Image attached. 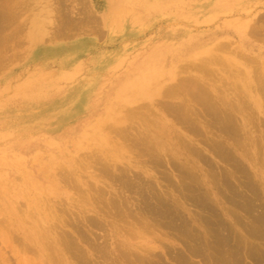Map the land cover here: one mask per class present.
<instances>
[{
    "label": "rangeland",
    "instance_id": "374dc122",
    "mask_svg": "<svg viewBox=\"0 0 264 264\" xmlns=\"http://www.w3.org/2000/svg\"><path fill=\"white\" fill-rule=\"evenodd\" d=\"M73 1L75 0H71V1L70 0L68 1L67 0H63V1L62 0H0V5H1L0 12H2L0 14V20H1V26H0L1 27L0 28V41H1L0 42V264H26V261L27 264H40L39 262H41V264H50V263L54 264L52 263V261L54 260L52 259L53 255L55 256L53 258L58 260L59 264H62L64 261L67 262L66 264L68 263L77 264L78 263L77 259L80 260L79 257H83L84 260L85 259L87 260V258L92 260L94 259L95 262L92 260H91L92 262L89 260L86 261L88 263L91 262L90 264H96V263L109 264L111 260L113 262V263L111 262V264H116L117 262H119L120 264H129L130 262L132 264H137L138 257L144 255V251L141 250L142 247H158L159 249L154 252H160L156 254L157 255L159 254L158 258L161 257L160 255H163L161 257L163 261H161V259H158L157 256L155 257V255L152 258L144 255L143 258L140 259H144V257L146 260L147 259L152 260L156 258L157 261L159 260L160 264H176L174 261L171 260L172 258H170V255L167 256L168 253L170 254L169 250L171 251L174 250L172 252L174 255L171 253V255L174 256V259L177 253H179V255L177 256H182L185 253V255L183 256L184 258L187 259V257H190V259H192L194 262H199V264H203L204 262L206 264L205 261L208 262L209 259L211 258L213 259V253H215L212 247L210 249L211 245L216 244L213 243L216 242L213 240H215L216 238H217L216 240H218L219 239L218 237L221 236L225 237L228 231H232L234 233V234L233 233L230 234L229 232L227 235L230 237V244L232 245V249L233 247L236 246L233 250H236L237 246L239 248H242V246L243 247L244 245L246 246V243L249 244V242H247L249 238H251L253 234L260 232L261 229L260 226L258 225L259 224L258 222H252L254 227L251 226L252 225L250 223V221H252L251 217H248V214L244 212L242 206L238 205V202L241 200L236 198L234 199L233 194L234 193L239 194L241 191H243L240 194L243 197L250 199L251 194L246 190L247 188L246 185L248 184V182H250L247 181L249 179L250 173L252 176V177L250 176V179H252L253 182L256 181L259 184V181L254 176V171L250 164L251 162H247L238 153H235L232 147L229 146V143H231V141L229 143L227 141L230 138L229 136L230 134L228 133L224 134L225 131L224 129L226 128H224L223 126L224 124L222 125L219 124L220 122L224 123L223 122L224 120H221L222 118L221 116H219V118L221 119L219 122L218 121L219 118L217 117V122H219L217 123L216 121L213 122L214 120H216V117H214L215 119L212 121L213 119L212 117L214 115L210 114V116H212L210 117L208 114L207 117L206 110L209 109L207 107L208 105H206L204 102L202 104L203 106L200 105L202 101L199 102V99H197L196 96L192 97L193 94H191L192 95L191 97L196 98L195 99L196 101L192 100V98H190L189 93L187 94V92H190V90L183 91V88H179L176 91V93L178 94L177 96L175 97L173 96L174 98L170 96V97H166V99L161 100L157 97L151 98V94L142 93V92L144 93L150 92L151 88H147V89L145 88L142 91L137 87L131 86V83L139 85L138 81L136 82V80L139 78L140 73L151 67L152 63H155L160 67L161 69L160 74L163 75V78L161 79H166V80L168 79L169 81L173 73H179L177 80L180 79L184 80L186 79V77L191 79H197L199 81L201 80L200 83L201 84L203 83L202 85H204L203 87L204 89L205 86L207 85L206 83H208L210 87L207 85L208 89L207 88L206 89L210 91L209 95L211 94L212 97L213 96L221 97L222 98L221 100L223 101L226 99L224 101L225 107L222 108V111L225 113V110L227 109L226 113H228L229 116H232L235 123H237L236 126L239 129H242V127L247 125L245 131L248 133V135H250L251 137L252 135H254L253 136L254 140H256L255 137L257 138L260 144L259 149L258 146H256L258 162L260 165L261 163L263 164L264 158L262 157L263 162H261L260 156H262L264 153L263 150L264 149L263 147L264 146V141H263L264 140V105H263V113H260L257 106H255L254 102L249 97L250 94L248 93V91H250L249 82L255 81L254 82L255 84L258 83L260 75H261V79L264 78V29L262 28L264 27V0H158V1L148 0L149 2L147 0H83V3H81L82 0H76V2ZM5 8H7V10ZM70 8L72 9L71 11L69 10ZM65 9L69 10V12ZM70 13L72 14L69 15ZM4 18L7 19H5L4 21ZM5 22L7 24V27H4ZM66 22L69 25H67ZM58 23L61 26H59ZM258 23L262 24L263 26L262 27L259 26ZM55 27L57 28L56 31H55L56 29ZM2 41L5 42L2 43ZM229 48L230 51L228 50ZM239 52L241 54L246 55V57L245 58L242 57V55L239 54ZM229 57L231 59H228ZM246 58H248L249 61L251 60L252 62L251 65H250L251 62L249 63L248 60H245ZM253 58L255 61L253 60ZM252 60L255 62L254 65L257 64L259 66L256 67L258 72L260 71V68L263 66V68H261V72L263 71L262 73L261 72L257 73V70L253 69L257 65L253 67ZM234 61H236L235 64H237V67L236 65H234L235 67L233 66ZM203 64H204V68H201V66L203 67ZM238 64H239V68H238ZM212 66H215L216 69H211L213 68ZM240 66L243 68H241ZM208 67L210 70L208 69ZM231 67L233 69L235 68L234 70L235 73L232 71L233 69ZM204 69L212 73L209 74ZM215 70L217 71V73ZM253 70L254 71L256 70L255 73L253 72ZM218 72L221 76H218L219 75ZM241 72H243L242 73L243 76H239L242 75L239 74ZM227 73L230 74L233 80L230 79L231 77H228L229 75ZM256 74L258 75L256 76ZM234 75L236 76L235 78L240 77L241 81L243 80L244 85L240 83L241 81L238 82V80L240 79H237V83L242 84L244 89H242L241 85L240 86L237 85L236 81L234 80L235 79ZM248 75L251 77L249 81H248ZM221 77L226 78V80L224 78L221 79ZM255 77L258 78V79L256 78L258 82H256ZM216 78L219 80H216ZM204 79H206L207 82ZM209 79L212 82H210ZM223 79L225 81L224 83H223ZM177 80H175L176 82L169 81V84L172 85L182 82L181 80L179 82ZM214 80L217 81L218 84ZM225 83L227 87L223 85ZM228 84L235 92L229 89ZM259 84L260 83L256 85ZM217 86L220 88H218ZM237 86L241 88L237 89ZM211 87H213L214 89L216 88L215 89L216 93L212 92ZM207 90L205 91L206 94L208 93ZM218 90L219 91L222 90L224 92V95L221 94L222 93L221 91L219 93ZM259 92L262 96V103L264 104V100H263L264 92L263 91L261 92L260 89ZM229 93H231L233 97H237L238 99L241 97L240 105L243 107L242 111L239 110L240 105L238 106L237 104L233 105V107H235L234 110L238 109L237 112L236 110L234 111L235 113L234 112L232 113L230 109L226 108L227 103L229 102L235 103V101H233L234 98L231 99L232 96L230 97ZM209 95L207 94V96ZM156 100L161 101V103L157 104L155 102ZM170 102L173 104V107H170V109H173L176 103H180V107H181L180 109L183 108V111L175 110L177 108L175 107L174 109L176 111L175 113L173 114L171 113L174 112V110L173 111L171 110V112H169L167 107L168 105H171ZM196 102H199L200 104ZM244 102L245 104L243 105ZM162 103L163 106L164 104L165 105L168 104L166 105L167 107L164 106L165 107L164 108L161 105ZM232 103L231 105L230 103L228 105L232 106ZM177 105L179 106V104ZM161 106L165 109V111ZM186 109H189L188 113L191 111L189 113L190 114L189 116L191 117L190 121L193 122L195 119L196 121L194 122L195 124L198 125V126L196 125V128L198 127L197 129H199V131H201L202 133H198L197 131H195L197 133L193 135L192 131L197 129L195 128V126H193L195 125L193 123L191 124L193 126L191 128L192 130H190L191 127L189 123L190 117L189 119L187 118L188 114ZM197 109L199 112L196 111ZM180 112L181 113L184 112L183 116L187 114L185 117L189 122L185 120L186 119L185 117H183L182 115L180 116L181 114ZM192 112H194V114ZM207 112H211V111L209 110ZM177 113L178 115H176ZM174 116H176L177 118ZM179 116L182 117L183 120L180 118L181 121H179L178 120ZM173 118H175V120ZM182 121H186L188 125L185 126L186 122L185 123L183 122L184 125L182 123L181 124L179 123L180 125L177 123ZM117 122L119 125H117ZM157 123L158 126L168 123V127L171 126L175 129L174 132L176 131L181 136H183V138L185 137L184 139L180 140L178 144L173 148L174 152H177L178 154L175 153L173 154V156L171 154H168L167 156H165L162 151H159L157 149V144L154 143V141H152V138L147 135V132L144 131L145 129H147V127L150 126L153 127V125H157ZM210 123L214 125L217 123V125L213 126L217 128L215 129L212 126L210 127L211 125ZM222 126L223 129L217 130L220 127L222 128ZM250 126L254 128L252 127L250 128ZM113 127L124 129L123 132L124 134L122 133L119 134L120 137L123 136V139L125 138L124 140H121L122 138L116 136L118 135L117 134L118 132L117 133L114 132ZM134 127L137 129V132L135 131L136 129ZM183 127L186 128L184 129ZM127 130L128 131L130 130L129 133ZM125 131L127 133H125ZM256 131L257 133H255ZM242 132H241V137H242L241 141H243V134H245L244 131ZM130 134L135 135L136 137ZM198 134H200V136ZM125 135L129 136V137L127 136L129 140L131 139L130 140L131 144L129 140H126L127 137ZM138 135L142 139L139 138ZM238 136L240 137V134ZM132 138L138 139L137 141L140 142V144L139 143L137 144V141L135 142H136V146L139 145V147L141 145H144L142 144L144 141H147L145 145L146 147L145 146H143V148L140 147L141 151L138 146L133 147L137 150L139 149L140 152L133 149L131 147V145L133 146L134 144V143L132 144V142H134V140L132 141ZM208 138L214 139V142L215 141L223 142L225 146L230 148L234 153V156L238 157L237 160L240 158V162L241 163L243 162L242 166L244 167V169L246 168L245 165L248 167L246 168L247 171L246 170L245 171L249 174V176L247 175L248 177H246V173L244 172L245 174L244 175L242 171L240 172V170L236 171L237 170L236 168L234 169V171L233 168L230 169V167L231 166L233 167L234 165L232 161L230 162L227 160L228 163H225L226 160L222 161L221 157H220L221 159L218 158L219 156L216 157L215 155L217 154L215 153L214 155V152H212L211 150L212 149L211 145L214 142L212 139L211 141L210 139L208 140ZM141 140H143V142H141ZM209 141L213 143L211 144ZM116 142L118 145L116 144ZM184 142L194 147V149H196L197 152L193 148L192 150L194 151L191 152L186 151V149L184 148ZM257 142L256 145H258ZM147 143L150 148H154L155 150L149 149ZM246 144L249 145V143ZM125 145L130 147V149L132 148V150L134 151H131ZM261 147L263 149H261ZM118 148L121 149V152ZM144 148L145 149L147 148L146 152L147 151L152 152V156L151 154H149L150 152L149 153L147 152L146 154L148 156L145 157V155H143L145 153V151L143 150ZM110 151H112L113 153ZM142 151L144 152L143 154L141 153ZM119 152L123 153L124 156H122V154H120ZM188 152L190 154H188ZM195 152L196 154L197 153L199 154V155L197 154V157H195L196 156V154H194ZM96 153L98 156L102 154L100 155V158L97 155L96 156L98 158L93 157L92 154L95 155ZM139 153L141 154V156L139 155L140 158L138 156ZM111 154L115 155L114 156L115 159L118 158V156H121L123 158V161H121L119 157L118 158L119 160L116 159L118 160L116 162L117 164H120L118 165L119 167L125 168L124 170L129 169L128 174L130 175V178H132V180L130 178L129 179L132 182L130 184V181H126V183L129 182L127 185L128 187L130 186L131 188L133 187L132 186L133 184L135 187V188L133 187L134 188L133 190L137 194H134L135 192L133 190H130L131 188L126 187L127 186L126 183L124 182L122 183V180L121 183H119L120 181L117 180L119 176L123 177L124 175L123 173L126 174V171L114 170V168L112 167L114 163L111 162V159H113ZM89 155L90 156L92 155L91 157L93 161L94 159L96 160V158L99 159L97 160L99 162L101 161L100 159H103V165L102 162L101 165L104 166L105 163V165H107L105 169L110 168V171H112L113 174H115L116 178L110 172V175L114 177L113 180H111L112 178L111 176H109L108 169H107L108 173L106 174L107 176L105 175L103 177L102 175H104L107 171H105L104 168L100 166L99 162L97 163L94 161L92 163L91 162L92 159L91 161L89 160V158H91L89 157ZM125 155L128 157H125ZM108 156H110L111 158ZM153 156L154 159L155 156L158 158L156 159L157 161L156 160L153 161L152 159ZM147 157L150 158L152 157L151 158L152 160L150 158L148 159ZM170 157H172L174 160ZM159 159H162V161L161 160L158 161ZM182 159L184 162L185 161L186 162L184 163ZM208 159H210L212 162H210V160ZM81 160H83V163L85 165L83 163L79 164V162H82ZM142 160L144 161L142 162ZM172 161L177 162V164L179 163V166L180 167L182 166L183 168L178 167L180 170L177 169L178 170L177 171L175 168H177L178 165L174 167L175 162ZM123 162H125L126 165L123 164ZM207 162H209V164ZM155 163L156 164L158 163V165H155ZM213 164L216 166L217 169L213 168L214 167ZM183 165L186 166V170L184 169L185 167ZM207 165H209L210 168ZM80 166L86 168L83 170L82 167ZM91 166L93 167L91 168ZM95 166H98V169L102 168L103 170L102 169L100 170L104 172V174L100 175L99 170ZM88 168L91 169L88 170ZM220 168L223 171H220ZM182 169L185 171V175L182 172L183 171ZM188 169H190L189 171L191 172L190 175H192V171L194 170L193 175L197 176L200 185L194 184L195 186H191L193 185V181H191L193 180V178L192 177L190 178L188 174ZM209 169H213L215 171L217 170L216 173L215 171H212L215 173V175L213 173L215 179L217 177L216 175H219V177H217V181H215L213 178V182H211L212 174L208 175V173H210L211 171ZM132 170L136 174H138L139 172L138 176L142 175L143 178L142 177L141 178L142 180L143 179L144 180L142 181L140 176L138 177L136 174L132 172ZM122 171L124 172L120 173ZM179 171L182 172L184 176L180 174L181 176L180 177ZM224 171H225V176L227 174L226 177L225 176L223 177L224 174L222 173H224ZM235 171L240 173L241 177L238 173L236 174ZM248 171H250V173ZM63 173L66 176L64 177V175H62L60 177V175ZM126 175H124L125 176V178L123 177L124 179L122 177H120V179L122 178L123 181L127 180L128 178H126ZM74 176L76 177L77 180L76 183L74 182L75 180ZM134 176H137L135 178L137 179L140 178V179L137 180L134 178ZM68 177L71 178V180L74 183H72ZM184 177L188 179L184 180L183 179ZM195 177L194 179H196ZM245 177L247 178V180H245L246 179ZM168 178L170 179V181ZM64 179H68V181ZM134 179L136 180L135 182H139V185L136 183L137 186H135L136 184H134L133 182ZM227 179L230 180L228 182L232 184L233 189H235L233 184L236 185L235 187H238L236 188V191L239 190L238 192L234 190L231 191L232 189L231 185L230 186L224 185L222 187L220 180H227ZM236 179H238L240 183ZM139 180H141L143 183L145 182L144 185H142L143 183ZM65 181L68 183H66ZM147 181H149L150 185L148 184ZM183 181L192 182L190 184L187 183L186 185L188 186L190 185L191 191L192 193L194 191V194L190 193L191 191L189 192L188 186H187L188 189H186L185 187L186 185H183L186 182ZM195 181L194 183L197 184V179ZM214 181L215 182L220 181V182L218 184H215V187H213L214 186L213 184L215 183ZM244 181L245 182L247 181L246 184ZM69 183H71V185ZM80 184L82 187H80ZM91 184L96 187L91 186ZM122 184H125L124 185L125 187L124 186L123 187L126 189L122 188ZM146 184L147 187L150 186V190L152 186H154L153 187L154 189L152 188L153 191L152 190L150 191L149 188L145 187ZM217 185H220L221 187L219 186L220 188H218ZM73 186L74 187L77 186V187L74 188ZM240 186H242L243 188ZM90 187H92L91 189L93 190H91ZM97 187L99 188V190L102 191L97 190ZM142 187H144L145 189L143 190ZM184 187L186 190H184ZM194 187L196 189H194ZM137 188L139 189V192L141 191L140 188L144 192L146 191L145 192L147 194L146 198L144 195L145 193L144 194L139 193ZM192 188L194 190H192ZM226 188H228L229 190ZM95 189L100 193H98ZM218 189L225 190L226 194L222 193L223 190H219L220 191L219 194ZM126 190L127 191L130 190V193L127 192ZM165 190L167 192H165ZM197 190L198 192L200 191L201 194L197 193L196 192ZM257 190H258L257 193L259 194V198H261L262 196V201L257 200L258 203L256 201L257 204L256 206L257 211L255 212L256 215H258L259 212L260 213L264 212V204L262 205L263 207L261 206L259 207V204L261 205L262 202L264 201L263 187L261 186L257 188ZM204 191H206V193ZM102 192L104 193L102 194ZM106 192L108 193V195ZM208 192L212 193L211 197L213 199L215 198L216 203H218L216 204L217 208H215V206L213 207L215 208L218 214V218L219 219L221 218V220L225 219V222L224 221L221 222L224 224V227L226 226L225 230H227L228 227L227 232L226 231L221 232L219 231L218 228H216L218 227V223L211 222L210 230L212 231V229L214 228L213 231L217 229V231L219 232L217 233L216 231L212 233L209 230V232H211L209 235H214L215 233L219 234V236L215 234L216 238H214L215 235L214 237L209 236L208 235L209 232L208 233L206 232L208 231L207 226L209 225L208 219L213 220L212 216L208 214V210H206V208L202 207L201 209V207L199 206L196 207L197 205L196 203H194V199L196 200V197L198 196L196 194L202 196L203 193H205L206 195ZM216 192L217 195L214 194ZM97 194H99V196L102 195L101 197L104 196L103 197L104 201L103 198L102 199L98 198L99 196ZM152 194L155 196L153 197ZM223 194L233 197L232 198L227 197L224 196ZM142 195L144 196V198ZM158 195L163 196L166 201H164V199H161L163 197H159ZM80 196L82 198H80ZM130 196L135 197L134 198L135 200ZM139 196H141L142 198ZM148 196L152 199H149ZM95 197L97 200H99L100 203L102 200L103 204L102 203L100 204L99 202L97 203ZM128 197L131 199H128ZM136 197L139 198L137 199ZM155 197H158L156 198V200H158V202L161 201L162 204L160 202H159L160 204H158V202L154 199ZM224 197L226 198V200L228 198L234 199L237 203L234 200L232 201L235 202L236 207L235 205H233L234 202H232L231 199L229 200L230 202L229 201L226 202V200L223 199ZM113 198L115 199L112 201ZM124 198H126L127 200ZM148 199L152 201H148ZM167 200L168 203H170L169 205H167L168 203L167 204L165 203L167 202ZM108 201L111 206L108 204ZM115 201L117 204L114 203ZM146 201L148 202V204ZM104 202L107 203V205ZM122 202L127 203L126 204L127 206L124 203L123 206L124 205L125 206L123 208ZM137 202L140 203L141 205L140 204L139 205L143 208L148 207L145 208L147 210L145 211L144 209H142L137 204ZM149 202H153L154 204L151 203L150 205ZM143 203H145L147 206H145V204L142 205ZM163 203H165L166 205ZM104 204L106 206H104ZM172 204L173 205L175 204L174 207L171 206ZM229 204L232 205L230 206ZM95 205L97 206V209ZM112 205L116 207H113ZM131 205L133 208L131 207ZM156 205H161V206L156 207ZM162 205L165 206L163 207ZM49 206L51 208H49ZM108 206L109 209L111 210L107 209ZM128 206L133 211L131 209L128 210L129 209ZM169 206L172 208H170ZM152 207L154 208L151 209L150 211L151 213H150L149 208ZM166 207L168 208L167 210ZM120 208H121V213H119ZM125 208H127L126 209L127 212ZM158 208H160V210L162 209L161 211H163L165 208V210L163 211L164 213L160 212ZM238 208H240L242 212ZM20 209L23 210L21 211ZM170 209L174 211V214ZM225 209H228V211H226ZM124 210L126 214L124 213ZM177 210L182 212V214L180 212L178 213ZM232 210L233 213H235L236 210L235 215L231 212ZM60 211L62 212V214ZM104 211L106 213H104ZM141 211L143 213L142 216L139 215ZM133 212L135 215L132 214ZM153 212L154 214L157 213L155 214L156 216H158L157 218L156 216L153 217ZM168 213L171 214L167 215ZM236 214H240L238 215L240 217L236 216ZM163 215H165L169 219H165L166 217ZM87 216L88 218H85ZM89 216L98 220L97 221L99 223L97 225L98 227H96V225H93L95 222L94 220H92V218H89ZM159 216H163V218ZM234 216H236V218H241L244 221L242 220L241 223L239 222L241 221V219L240 220L238 219L237 221L236 218L234 219L232 218ZM76 217L77 219L80 218L79 220L81 222L80 221L79 222L81 224L78 222V220H76ZM121 218L123 221L121 220ZM90 219H91V225L89 222ZM134 219H136L137 221ZM171 219H175L176 221L174 220L171 221ZM182 219L184 221H188L187 222L188 230L186 231V235L188 236V234L190 233V235L188 236V238L190 237L189 238L190 240L186 238L185 233H183L184 230H182V228L180 227H177L178 226L177 223L178 224L182 223L179 221L177 222V220L181 221ZM235 219L240 224L239 223L237 224V222L234 221ZM65 220L67 221V223ZM157 220L160 222H158ZM1 221H3V223ZM70 221L74 224H72ZM168 221H170V223L173 222L171 224L172 229H170L169 226L170 223H168ZM226 221H228L227 222L228 226L226 224ZM162 222H164V224ZM165 222L168 224H165ZM174 222L176 224H174ZM243 222L245 225L248 224L247 227H244L245 225L244 226L242 225ZM100 223H102V225L103 224L105 225L104 228L105 229L107 228L106 231L101 228L102 226L100 225ZM108 223H111V225L114 223V225L111 226ZM139 223L142 225H140ZM185 223L183 222V225ZM42 224H44L45 226ZM71 224L72 226L76 225L78 228L80 227L82 229L84 228L83 233L87 236H83L84 234L82 233L78 234V231L82 232V229L80 228L81 231L80 229L77 230V227L76 228L72 227ZM173 224L175 226L177 225L176 228L177 229L180 228L181 230L180 229L176 230ZM213 224L214 225L217 224V225L213 226ZM10 225L12 226L10 227ZM58 225L60 227L59 229L57 228ZM99 225L101 226L100 227L101 230L99 229ZM22 226H25V228ZM85 226H87V228L90 231L86 229ZM93 226H95L97 230ZM229 226H233L232 230L231 228H229ZM256 226L257 228L258 227L259 228L257 229ZM43 227H46V229ZM204 227L207 228V230H205ZM247 228L249 231H251L252 228L253 229L255 228L258 230V232L252 229V234L249 232L250 233L249 234L250 237H249L247 235L248 234ZM174 229L176 231H174ZM52 230L54 232V236ZM85 230L86 231L88 230L89 232L87 233L89 234H86ZM103 230L106 233H103L104 232ZM236 231L241 235L246 231L245 232L246 238L244 235L245 233L242 235L245 238L244 240L246 242H244L243 240L240 241V243L242 244L244 243L243 245L241 244V246L239 245L240 243L238 242V239L241 240L242 238L238 236H237L238 239L235 238L237 234ZM253 231H255V233H253ZM127 232L129 234H127ZM198 232L201 235L197 236V239L198 238L201 239L197 240L196 236H193L192 233L195 235L197 233L198 235ZM220 232L222 235H220ZM180 233L182 234V236L180 235ZM32 234L34 237H32ZM106 234L109 236L107 237L106 240H104L106 238L104 237V235L106 236ZM191 236L195 238H192ZM70 238H72V240ZM61 239L64 240L62 241ZM82 239H84L86 243ZM99 239L101 240V243L103 245L104 242H102V240L105 242L109 240L107 244L106 243L105 244L110 248L106 246L107 248L105 249L104 247L105 245L103 246L99 242L100 241ZM193 239L194 242L195 241L197 242L191 243ZM202 239L204 241L199 242ZM207 239H209L210 244L208 243ZM255 239L256 238L253 239L254 243H252L253 245L255 244L254 247L256 248V246L257 247L260 246L259 249L257 248L258 249L257 254L260 256L263 253L264 255L263 252L264 240L263 241L261 240L263 242V245L262 242L259 243L260 244L259 245L257 242H255L257 239L256 240ZM88 240H90L91 242H89ZM210 240L211 242L212 241L213 242L211 243ZM236 241L239 244H237ZM26 242H28V244H26ZM49 242L51 243V245H49L50 244ZM96 242L100 243V245L99 243L98 245L101 246V248L99 249L100 250L102 249L103 250L102 252L100 250L91 249V247L92 248L95 247L98 249L99 246L96 244ZM123 242H129L130 244L133 245V247L127 249V247H129L127 246L125 247L126 248L125 249L123 247L124 245ZM202 242L207 243V245L205 244V246H207L209 250H207V247H203L204 245ZM258 242H260L259 239ZM32 243L34 245H32ZM63 243L64 244L67 243V244L64 246ZM188 243L191 244L192 249H193L192 246L193 243L194 244L197 243L196 245H200V243H202L203 246L202 245L200 246L202 251L200 250L199 246L198 248L197 246L196 247L194 246V248L198 249V251L200 250L201 252L199 253H201L202 257L203 258L205 257L207 260L202 259L201 256L194 258L193 252H197V251H195V249L193 250L191 249L192 250L191 252ZM234 243L237 245H235ZM252 244H249L250 245L249 247H252L253 246ZM25 245L27 246L29 245L30 247L33 246L32 248H35L36 252L38 251L37 254L39 256H37L36 258V252H35L34 253L35 257H32L34 255H32L31 253H33L34 251L32 250L33 252H30L31 251L30 248L27 246L24 247ZM61 245L64 247L61 248ZM73 245L75 246L77 245L76 248L74 246L75 250L73 249L75 253L73 252V250L71 251L69 250L70 248H73L72 247ZM118 245L120 246L121 251L123 250L122 253L127 252L126 254H128L129 256L128 255L124 256L121 253L120 249H118L119 247H117L116 250L115 246ZM51 246L53 248L52 250H50L51 248L49 249V247ZM138 247L140 248V250ZM167 247H171L173 250L171 248L167 249ZM175 247H177L178 251H176L177 249ZM25 248L26 249L28 248L30 253L27 252L28 249L25 251ZM64 248L67 250L65 251ZM186 248H189L192 254H190V252H188L189 250L188 249L186 250ZM21 249L22 251L20 252ZM78 249L80 250V253L78 252ZM76 250L78 253L76 252ZM164 250H166L167 252H165ZM179 250L181 252L184 251V253L180 254ZM205 250H207L208 252H206ZM243 250L245 249L242 248V251ZM60 251L61 253L63 252L64 254L59 253ZM95 251L96 252L100 251L99 253H101L102 255H104L105 253L107 255L105 254V258L102 257V255L100 257V254H98V252L95 255L96 253ZM203 251L206 252L207 255L208 254L211 255L212 252L211 257L209 258L210 255L207 256L205 253H203ZM131 252H135L134 257L138 255V253H140L141 256H138L137 260H135V258L133 257V253ZM243 252L241 254H243ZM51 253H53V255ZM73 253L75 254V256L73 255ZM60 254L62 257L63 255L66 256V258L64 257L65 260L61 259L62 257L60 256ZM69 255H71V257ZM96 256H98V258H96ZM126 256L127 259L125 258ZM23 257L24 259H26V261L23 259ZM31 257L33 259H31ZM72 257L74 258L77 257V259H73ZM109 257L112 259L107 260L105 262L106 258L110 259ZM246 257L247 256L241 259L243 260V262L247 261L249 264H251L252 262L250 261L251 258L248 257L246 258ZM128 258L130 259V261ZM34 259L36 261L33 262ZM200 259L203 260L202 263ZM212 259L209 260L208 263L210 264L217 263L215 260V256L213 259L215 260V263L214 261H212ZM31 260L33 263L31 262ZM75 260L77 261V263ZM84 260H82L81 263L79 261V263L83 264L85 262ZM146 260L145 263L142 260L141 261L142 263L146 264ZM242 260H241V264L243 263ZM108 261L110 262L107 263ZM189 261L190 260H188V262ZM191 261L190 263L194 264ZM65 262L63 264H65ZM247 262H245V264H248Z\"/></svg>",
    "mask_w": 264,
    "mask_h": 264
},
{
    "label": "bare ground",
    "instance_id": "6f19581e",
    "mask_svg": "<svg viewBox=\"0 0 264 264\" xmlns=\"http://www.w3.org/2000/svg\"><path fill=\"white\" fill-rule=\"evenodd\" d=\"M62 1H63V0H62ZM67 1H68V0H67ZM70 1H71V0H70ZM147 1H148V0H147ZM155 1H158V0H155ZM155 1H153V2H155ZM73 2H76V0L73 1ZM73 2H72V4H73ZM77 2H78V1H77ZM148 2H149V1H148ZM62 3H63V2H62ZM67 3H68V2H67ZM81 3H83V0H82ZM81 3H80V4H81ZM150 4H151V3H150ZM222 4H223V3H222ZM224 4H225V3H224ZM64 5H65V3H64ZM75 5H76V4H75ZM83 5H85V4H83ZM213 5H214V4H213ZM0 6H1V5H0ZM4 6H5V5H4ZM69 6H70V5H69ZM73 6H74V5H73ZM78 6H79V5H78ZM81 6H82V5H81ZM81 6H80V7H81ZM151 6H152V5H151ZM63 7H64V6H63ZM80 7H79V8H80ZM149 7H150V6H149ZM226 7H227V5H226ZM0 8H1V7H0ZM8 8H9V6H8ZM5 9L7 10V8H5ZM81 9H82V8H81ZM85 9H86V7H85ZM87 9H88V8H87ZM65 10H67V9H65ZM69 10L71 11L72 9L70 8ZM69 10H67V11L69 12ZM79 10H80V9H79ZM79 10H78V11H79ZM82 10H83V9H82ZM154 10H155V9H154ZM219 10H220V9H219ZM60 11H61V9H60ZM73 11H74V10H73ZM73 11H72V12H73ZM76 11H77V8H76ZM11 12H12V11H11ZM82 12H84V11H82ZM87 12H88V11H87ZM232 12H234V11H232ZM1 13H2V12H0V14H1ZM66 13H67V12H66ZM73 13H74V12H73ZM90 13H91V12H90ZM220 13H221V12H220ZM71 14H72V13H70L69 15H71ZM78 14H79V13H78ZM80 14H81V13H80ZM92 14H93V13H92ZM90 15H91V14H90ZM82 16H83V15H82ZM87 16H88V15H87ZM91 16H92V15H91ZM262 16H263V15H262ZM3 17H4V16H3ZM5 17H6V15H5ZM72 17H73V16H72ZM74 17H75V16H74ZM85 17H86V16H85ZM85 17H84V18H85ZM92 17H93V16H92ZM68 18H69V17H68ZM70 18H71V17H70ZM5 19H7V18H4V21H5ZM58 19H59V18H58ZM61 19H63V18H61ZM65 19H67V18H65ZM73 19H74V18H73ZM87 19H88V18H87ZM91 19H92V18H91ZM59 20H60V19H59ZM83 20H86V19H83ZM92 20H93V19H92ZM92 20H91V21H92ZM4 21H3V22H4ZM6 21H7V20H6ZM55 21H56V20H55ZM62 21H63V20H62ZM53 22H54V21H53ZM59 22H61V21H59ZM87 22H88V21H87ZM93 22H94V21H93ZM66 23H67V22H66ZM22 24H23V23H22ZM52 24H53V23H52ZM54 24H55V23H54ZM60 24H61V23H60ZM4 25H5V26H4ZM4 25H2V26L7 27L6 22H5ZM58 25H59V23H58ZM67 25H69V24L67 23ZM67 25H66V26H67ZM258 25L261 26V27L263 26L262 24H259V23H258ZM258 25H257V26H258ZM0 26H1V20H0ZM8 26H9V24H8ZM59 26H61V25H59ZM66 26H65V27H66ZM73 26H74V23H73ZM75 26H77V25H75ZM57 27H58V26H57ZM63 27H64V26H63ZM0 28H1V27H0ZM9 28H10V27H9ZM55 28H56V27H55ZM61 28H62V27H61ZM67 28H68V27H67ZM262 28L264 29V27H262ZM62 29H63V28H62ZM65 29H66V28H65ZM254 29H255V28H254ZM260 29H261V28H260ZM56 30H57V28L55 29V31H56ZM76 30H77V28H76ZM87 30H88V29H87ZM60 31H61V30H60ZM64 31H65V30H64ZM257 31H258V30H257ZM257 31H256V32H257ZM74 32H75V31H74ZM3 33H4V32H3ZM54 33H55V32H54ZM83 33H84V32H83ZM262 33H263V32H262ZM1 34H2V32H1ZM5 35H6V34H5ZM60 35H61V34H60ZM70 35H71V34H70ZM3 36H4V35H3ZM11 37H12V35H11ZM9 38H10V37H9ZM9 38H8V39H9ZM6 39H7V37H6ZM255 39H256V38H255ZM5 41H6V40H5ZM5 41H4V42H5ZM0 42H1V41H0ZM4 42L2 41V43H4ZM223 47H224V45H223ZM223 47H221V48H223ZM226 47H227V46H226ZM5 49H6V48H5ZM224 49H225V48H224ZM226 50H227V49H226ZM228 50L230 51V48H229ZM151 51H152V50H151ZM155 51H156V50H155ZM147 53H148V52H147ZM153 53H154V52H153ZM144 54H145V53H144ZM239 54H241V53L239 52ZM239 54H238V56H239ZM241 55H242V57H244V58L246 57V55H244V54H241ZM224 57H225V56H224ZM247 57H248V56H247ZM143 58H144V57H143ZM248 58H249V57H248ZM248 58H246L245 60H248ZM158 59H159V58H158ZM158 59H157V60H158ZM228 59H231V58L229 57ZM250 59H251V58H250ZM157 60H156V61H157ZM196 60H197V59H196ZM234 60H235V59H234ZM253 60H254V58H253ZM253 60H252V61H253ZM227 61H228V60H227ZM229 61H230V60H229ZM248 61H249V60H248ZM254 61H255V60H254ZM254 61H253V67H254L255 65H257V64L254 65V63H255ZM256 61H257V60H256ZM143 62H144V61H143ZM216 62H217V61H216ZM246 62H247V61H246ZM250 62H251V60L249 61V63H250ZM260 62H261V61H260ZM260 62H259V63H260ZM134 63H135V62H134ZM186 63H187V62H186ZM217 63H218V62H217ZM227 63H228V62H227ZM230 63H231V62H230ZM232 63H233V62H232ZM235 63H236V61H234L233 66L236 65V67H237V64H235ZM140 64H141V63H140ZM204 64H205V63H204ZM204 64H203V67L201 66V68H204ZM219 64H220V63H219ZM251 64H252V62L250 63V65H251ZM133 65H134V64H133ZM141 65H142V64H141ZM146 65H147V64H146ZM153 65H154V66H153ZM205 65H206V64H205ZM248 65H249V64H248ZM134 66H135V65H134ZM199 66H200V65H199ZM199 66H198V67H199ZM216 66H217V65H216ZM212 67H213V68H211V69H216L215 66H212ZM234 67H235V66H234ZM240 67H241V66H240ZM253 67H252V68H253ZM256 67H259V66L257 65V66H255L253 69H256ZM260 67H261V66H260ZM129 68H130V67H129ZM205 68H207V67H205ZM231 68H232V67H231ZM238 68H239V64H238ZM238 68H237V69H238ZM241 68H243V67H241ZM261 68H263V66H262ZM261 68H260V71H259V72H258V70L256 69V70H257V73H260V72H261ZM208 69H209V67H208ZM232 69H233V68H232ZM160 70H161V69H160V67H159L157 64L152 63L151 67H149L148 69H146L145 71H142V73H140L139 78L136 80V82L138 81L139 85L134 84V83H131V86L137 87V88H139V89L142 90V91H143L145 88H146V89H147V88H151V91H150V92H146V93L142 92V93H143V94H151V98H152V97H157V98H159V99H161V100L166 99V97H170V96H171V97H173V96L175 97V96H177L178 94L176 93V91H177L179 88H183V91H184V90H185V91L190 90V92H187V94L189 93L190 98L196 96L197 99H199V102L202 101L201 104H200L199 102H196V103H199L200 105H202L203 102H204L206 105H208L207 107H208L209 109L206 110L207 117H208V114H209V116H210V114H211V115H214L213 117H212V116H210V117L213 118V119L211 118L212 121L215 119L214 117H216V120H214L213 122H215V121L217 122V117L219 118V116H221L222 119L219 118L218 121L220 122V119H221V120H224V121H223L224 123H222V122H220V123L217 122V123H219V124H221V125L224 124V125H223L224 128L227 129V130L224 129V130H225V131H224V134H227V133L230 134V135H229L230 138H229V140L227 141L228 143L231 141V143H229V146L232 147V149L235 151V153H238V154H239L241 157H243L247 162H251L250 164H251L252 169H253V171H254V176H255V178L259 181V184H258V182H256V181L253 182L252 179H250V176H251L250 171H248V172L250 173V176H249V174L246 172V171H247L246 168H248V167L244 164L245 167H246V168L244 169V167L242 166V163H243V162H242V163L240 162V158L237 160L238 157H235V156H234V153L232 152V150H231L230 148H228L227 146H225V144H224L223 142H220V141H215V142H214V139L211 138V139L213 140V142H214V143L212 142V143H213V144H212V143L210 142L211 139L208 138V140L210 139L209 142L212 144V145H211V148H212L211 150H212V152H214V155H215V153L217 154V155H215L216 157L219 156L218 158H219V159L222 158V159H221L222 161H225V160H226L225 163H228V161H230V162L232 161V162L234 163L235 166H234L233 163H232L233 167H232V166H231V167L229 166L230 169L233 168V171H234V169L236 168V169H237L236 171L240 170V172L242 171L243 174H244V172L246 173V177L249 176V179H248V180H247V178L245 177V178H246L245 180L250 181V182H248V184L246 185L247 188H246V187H245V188H246V190L251 194L250 199H247V198L243 197V196L240 194V193L243 192V191H241L239 194L234 193L233 195H234V199L236 198V199L241 200V201L238 202V205H241V206H242V209L244 210V212L248 214V217H251L252 221H250V223L252 224V222H258V223H259L258 225L260 226V229H261L260 232H258V230H257V229L259 228V227L257 228L258 225L256 226L257 229H255V228L253 229V228H252L253 230L257 231L258 233L253 234L252 237L249 238V240L247 239V240H248L247 242H249V244H252V243H254V242H253V239L256 238L257 240L255 239V240H256L255 242H257L258 244L261 243V242L264 240V212H261V213L259 212L258 215H256L255 212L257 211V209H256V206H257L256 201H257V200H258V201H260V200L262 201V196H261V198H259V194L257 193V191H258L259 189L257 190V188H259V187L262 186V187H263V190H264V163H263V164L261 163V162H263L262 157L264 158V153H263L262 156H260V157H261V162H260L261 165H260L259 162H258L257 148H256V146H258V149L260 148V146H259V145H260V144H259V141L257 140L256 137H255L256 140L253 139V136H254V135H252V137H251L250 135H248V133L245 131V129L247 128V125H245L244 127H242V129H239V128L236 126L237 123H235V121H234V119L232 118V116H229V114L226 113V110H227L226 108L230 109V110L232 111V113H233L235 110H236V112L238 111V109H235V110H234L235 107H233V105H234V104H237V105L239 106V105H240V102H241V101H240V100H241V97L238 99L237 97H233L232 94L229 93V94H230V97L232 96L231 99H233V98L235 99V100L233 99V101H235V103L229 102L230 99L228 100V102L230 103V105H231V103H232V106L228 105L229 103L226 104V102H225V104L227 105V107L225 108L226 110H225V113H224V112L222 111V108L225 107V106H224V101H225L226 99L223 101V100H221V99H222L221 97H218V96H213V97H212L211 94H210V95H211V96H210V95H209V92H210V91L207 90V89H208V88H207L208 83H206L207 85L205 86V89L207 88L206 90L208 91L207 94H208L209 96H207V94H206V92H205L206 90L203 88V87H204V85H202L203 83H202V84L200 83L201 80L199 81V80H197V79H191V78H187V77H186V79H184V77H183L184 80H181V79H180L182 82H179L180 80H177V78H178V76H179V73H173L172 76L170 77L169 81H175V80H177L179 83H176V84H172V85H170L168 79H167V80H166V79H161V78H163V75L160 74ZM195 70H196V69H195ZM204 70H205V69H204ZM204 70H203V71H204ZM209 70H210V69H209ZM234 70H235V68L232 70V71L235 73ZM250 70H251V69H250ZM256 70H255V71H256ZM196 71H197V70H196ZM198 71H199V70H198ZM205 71H206V70H205ZM205 71H204V72H205ZM213 71H214V70H213ZM215 71H216V70H215ZM242 71H243V69H242ZM244 71H245V70H244ZM255 71L253 70L254 73H255ZM199 72H200V71H199ZM206 72H208V71H206ZM221 72H222V71H221ZM233 72H232V73H233ZM262 72H263V71H262ZM262 72H261V73H262ZM129 73H130V72H129ZM161 73H162V72H161ZM193 73H194V72H193ZM208 73L211 74L212 72L210 73V71H209ZM216 73H217V71H216ZM242 73H243V72H241V73H239V74H242ZM218 74H219V72H218ZM227 74H228V73H227ZM236 74H237V72H236ZM134 75H135V74H134ZM136 75H137V73H136ZM160 75H161V77H160ZM205 75H206V74H205ZM224 75H226V74H224ZM228 75H229L228 77H231L230 74H228ZM244 75H245V74H244ZM249 75H250V74H249ZM249 75H248V81L251 79V77H250ZM257 75H258V74H256V76H257ZM132 76H133V75H132ZM206 76H207V75H206ZM218 76H221V75L219 74ZM239 76H243V74H242V75H239ZM245 76H246V75H245ZM128 77H129V75H128ZM215 77H216V76H215ZM235 77H236V76L234 75V78H235ZM237 77H238V76H237ZM120 78H121V77H120ZM132 78H133V77H132ZM158 78H159V80H158ZM209 78H211V77H209ZM212 78H214V77H212ZM222 78H224V77H221V79H222ZM256 78H257V77H255V79H256ZM224 79L226 80V78H224ZM224 79H223V83L225 82ZM230 79H232V77H231ZM237 79H240V77L234 79V80L236 81V83H237ZM255 79H254V80H255ZM257 79H258V78H257ZM257 79H256V82H258ZM204 80H206V79H204ZM204 80H202V81H204ZM209 80H210V79H209ZM212 80H213V79H212ZM216 80H219V79L216 78ZM227 80H228V79H227ZM232 80H233V79H232ZM246 80H247V79H246ZM214 81H215V80H214ZM239 81H241V79L238 80V82H239ZM175 82H176V81H175ZM206 82H207V80H206ZM210 82H212V81L210 80ZM215 82H217V81H215ZM215 82H214V83H215ZM254 82H255V81H251V82H249V88H250L249 90L252 91V92L248 91V93L250 94L249 97H250L251 100L254 102L255 106H257V108L259 109L260 113H263V105H264V104L262 103V96H261V94H260V92H259V89H260L261 92H262V91L264 92V78L261 79V75H260V77H259V82H258V83H260L259 85H256V84H258V83L255 84ZM219 83H220V82H219ZM240 83L243 84V83H244L243 80H242ZM217 84H218V82H217ZM242 84H238V83H237V85H239V86L241 85L242 89H244L243 86H242ZM219 85H220V84H219ZM223 85H225V86L227 87L226 83L223 84ZM228 85H229V84H228ZM243 85H244V84H243ZM166 86H167V87H166ZM208 86H209V85H208ZM233 86H234V85H233ZM164 87H166V88H164ZM209 87H210V86H209ZM217 87H218V86H217ZM223 87H224V86H223ZM226 87H225V88H226ZM241 87H238V86H237V89H238V88H241ZM244 87H245V86H244ZM211 88H212V92H213V93H216V91H215L216 88H215V89H214L213 87H211ZM218 88H220V87H218ZM218 88H217V89H218ZM229 89L232 90V88L230 87V85H229ZM242 89H241V90H242ZM126 90H127V89H126ZM220 91L222 92L221 94L224 95V92H223L222 90H220ZM220 91L218 90L219 93H220ZM225 91H226V90H225ZM232 91H233V90H232ZM227 92H228V91H227ZM233 92H235V91H233ZM183 93H184V92H183ZM219 93H218V95H219ZM236 93H237V92H236ZM185 94H186V93H185ZM191 94H193V96H192ZM225 95H226V94H225ZM191 96H192V97H191ZM238 96H239V95H238ZM263 96H264V95H263ZM174 97H173V98H174ZM182 97H183V96H182ZM247 98H248V97H247ZM168 99H169V98H168ZM175 99H176V98H175ZM195 99H196V98H192V100H195ZM248 99H249V98H248ZM151 100H153V99H151ZM263 100H264V99H263ZM185 101H186V99H185ZM195 101H196V100H195ZM197 101H198V100H197ZM221 101H222V102H221ZM230 101H231V100H230ZM248 101H249V100H248ZM155 102H156L157 104H160V103H161V101H159V100H156ZM171 102H172V101H171ZM171 102H170V103H171ZM182 102H183V101H182ZM166 103H169V102H166ZM172 103H173V102H172ZM172 103H171V105L166 104V105H168V107L164 104V106L167 107V109L169 110V112H171V110L173 111V110L175 109V107H177L175 110H179V111L181 110V111H183V108L180 109V108H181V107H180V103H176V105L174 104V105H175L174 108H173V109H170V107H173V104H172ZM247 103H248V102H247ZM177 104H179V106H178ZM244 104H245V102L243 103V105H244ZM161 105L163 106V103H162ZM182 105H184V104H182ZM197 105H198V104H197ZM206 105H205V106H206ZM154 106H155V105H154ZM162 106H161V107H162ZM164 106H163V107H164ZM202 106H203V105H202ZM205 106H204V107H205ZM163 107H162V108H163ZM165 107H164V108H165ZM182 107H183V106H182ZM200 107H201V106H200ZM207 107H206V108H207ZM164 108H163V109H164ZM185 108H186V107H185ZM185 108H184V109H185ZM195 108H196V107H195ZM190 109H191V108H190ZM242 109H243V107L240 105V106H239V110L242 111ZM168 110H167V111H168ZM175 110H174V112H171V113H172V114L175 113V112H176ZM186 110H187V114H188V115H187V114H186V115H187V118L189 119V117H190V116H189V115H190L189 113H190L191 111L188 113V110H189V109H186ZM209 110H210L213 114H212L211 112H207V111H209ZM164 111H165V109H164ZM167 111H166V112H167ZM179 111H178V112H179ZM196 111H198V109H197ZM166 112H165V113H166ZM198 112H199V111H198ZM227 112H228V111H227ZM246 112H247V111H246ZM118 113H119V112H118ZM180 113H181V112H180ZM180 113H179V114H180ZM183 113H184V112H183ZM183 113H181L180 116H181V115L183 116ZM192 113L194 114V112H192ZM234 113H235V112H234ZM258 113H259V112H258ZM160 114H161V113H160ZM169 114H170V113H169ZM193 114H192V115H193ZM227 114H228V115H227ZM176 115H178V113H177ZM186 115H185V116H186ZM115 116H117V115H115ZM180 116H179V119H178L179 121H181V119L183 120V118L180 117ZM185 116H183V117H185ZM200 116H201V115H200ZM258 116H259V114H258ZM170 117H171V115H170ZM172 117H173V116H172ZM174 117H176V116H174ZM192 117H193V116H192ZM239 117H240V116H239ZM241 117H242V116H241ZM118 118H119V117H118ZM176 118H177V117H176ZM180 118H181V119H180ZM185 118H186V117H185ZM185 118H184V119H185ZM187 118H186L185 120H187ZM195 118H196V117H195ZM204 118H205V117H204ZM173 119L175 120V118H173ZM202 119H203V118H202ZM178 120H176V121H178ZM190 120H191V117H190L189 121H190ZM204 120H205V119H204ZM237 120H238V119H237ZM254 120H255V119H254ZM260 120H261V119H260ZM137 121H138V120H137ZM157 121H158V120H157ZM187 121H188V120H187ZM189 121H188V122H189ZM194 121H196V120L194 119ZM194 121H193V122L190 121V122H189L190 125L193 124V123L195 124ZM109 122H110V121H109ZM183 122L185 123L186 121L177 122V123H178V124H179V123H180V124H181V123L183 124ZM213 122H212V123H213ZM260 122H261V121H260ZM164 123H165V122H164ZM186 123H187V122H186ZM186 123H185V126L188 125V123H187V124H186ZM207 123H208V122H207ZM217 123H216L215 125H217ZM248 123H249V122H248ZM258 123H259V122H258ZM175 124H176V123H175ZM180 124H179V125H180ZM210 124H211V123H210ZM210 124H208V125H210ZM238 124H239V123H238ZM242 124H243V123H242ZM115 125H116V123H115ZM117 125H119L118 122H117ZM137 125H138V124H137ZM183 125H184V124H183ZM190 125H189V126H190ZM196 125H197V124H195V125H193V126H195V128H196ZM215 125H214V124H211L210 127H211V126L213 127V126H215ZM240 125H241V123H240ZM261 125H262V124H261ZM120 126H121V125H120ZM142 126H143V125H142ZM181 126H182V125H181ZM193 126L191 125L190 130H192L191 128H192ZM197 126H198V125H197ZM223 126H222V128H221V127L218 128L217 130L223 129ZM248 126H249V125H248ZM137 127H138V126H137ZM251 127H252V126H250V128H251ZM134 128H135V127H134ZM150 128H152V129H150ZM183 128H184V127H183ZM185 128H186V127H185ZM185 128H184V129H185ZM195 128H194V129H195ZM197 128H198V127H197ZM197 128H196V129H197ZM213 128H215V127H213ZM216 128H217V127H216ZM216 128H215V129H216ZM252 128H254V127H252ZM113 129H114V132H116V133L118 132V133H117L118 135H116L117 137H118V136L120 137V135H119L120 133L124 134V133H123V132H124V129H121V128H118V127H113ZM135 129H136V128H135ZM140 129H141V128H140ZM181 129H182V128H181ZM187 129H188V128H187ZM187 129H186V130H187ZM103 130H104V128H103ZM125 130H126V129H125ZM174 130H175V129H174L173 127H171V126L168 127V123H167V124H162L161 126H158V123H157V125H153V127H151V126H150V127H147V129H145L144 131L147 132V135L150 136V137L152 138V141H154V143L157 144V149H158L159 151H162V152L164 153L165 156H167L168 154H171V155L173 156V154L177 153V152H174V149H173V148L178 144V142H179L180 140H182V139L185 138V137L183 138V136H181L178 132H176V131L174 132ZM188 130H189V129H188ZM188 130H187V131H188ZM217 130H216V131H217ZM249 130H250V129H249ZM127 131H128V130H127ZM129 131H130V130H129ZM129 131H128V133H129ZM135 131L137 132V129H136ZM195 131H197L198 133H202L201 131H199V129H197V130H193V131H192V132H193V135H194L195 133H197V132H195ZM226 131H227V132H226ZM242 131L245 132V134H243V141H241V139H242V137H241V132H242ZM107 132H108V131H107ZM107 132H106V133H107ZM181 132H182V131H181ZM190 132H191V131H190ZM190 132H189V133H190ZM192 132H191V133H192ZM225 132H226V133H225ZM258 132H259V131H258ZM262 132H263V131H262ZM125 133H127V132L125 131ZM217 133H218V132H217ZM242 133H243V132H242ZM255 133H257V131H256ZM111 134H112V133H111ZM114 134H115V133H114ZM135 134H136V133H135ZM138 134H139V133H138ZM221 134H223V133H221ZM239 134H240V137L238 136ZM130 135H132V134H130ZM198 135L200 136V134H198ZM109 136H110V135H109ZM112 136H113V135H112ZM121 136H122V135H121ZM125 136H126V135H125ZM127 136H128V135H127ZM127 136H126V137H127ZM132 136L136 137L135 135H132ZM132 136H130V137H132ZM138 136H139V135H138ZM195 136H196V135H195ZM209 136H210V135H209ZM237 136H238V137H237ZM244 136H245V138H244ZM255 136H256V135H255ZM114 137H115V135H114ZM114 137H113V138H114ZM128 137H129V136H128ZM128 137H127L126 140H129ZM196 137H197V136H196ZM201 137H202V135H201ZM258 137H259V136H258ZM120 138H122L121 140H124V139H125V138L123 139V136L120 137ZM139 138H141V137L139 136ZM219 138H220V137H219ZM239 138H240V139H239ZM106 139H107V138H106ZM111 139H112V138H111ZM114 139H115V138H114ZM141 139H142V138H141ZM244 139H245V140H244ZM126 140H125V141H126ZM130 140H131V139H130ZM130 140H129V141H130ZM133 140H134V142H132V144H133V143H134V144H133V146L131 145V147H132V148H133L134 146H135V147H137V146L139 147V145L136 146V142H135V141H137L138 139H136V138L133 139V138H132V141H133ZM139 140H140V139H139ZM223 140H224V139H223ZM261 140H262V139H261ZM117 141H118V140H117ZM248 141H249V142H248ZM257 141H258V142H257ZM263 141H264V140H263ZM263 141H262V142H263ZM141 142H143V140H141ZM144 142H145V143H144ZM144 142L142 143V144H144V145H141L140 147L143 148V146L146 145V142H147V141H144ZM256 142L258 143V145H256ZM128 143H129V142H128ZM138 143L140 144V142L137 141V144H138ZM173 143H174V144H173ZM202 143H203V142H202ZM222 143H223V144H222ZM246 143H249L250 146L247 145ZM116 144H117V142H116ZM130 144H131V141H130ZM130 144H129V145H130ZM149 144H150V143H149ZM204 144H205V143H204ZM204 144H203V145H204ZM226 144H227V143H226ZM117 145H118V144H117ZM120 145H121V144H120ZM208 145H210V144H208ZM208 145H207V146H208ZM227 145H228V144H227ZM125 146H126V145H125ZM147 146H148V143H147ZM150 146H151V145H150ZM114 147H115V144H114ZM126 147L130 149V147H128V146H126ZM140 147H139V149H140V151H141V148H140ZM145 147H146V146H145ZM151 147H152V146H151ZM178 147H179V146H178ZM178 147H177V149H178ZM263 147H264V146H263ZM116 148H117V146H116ZM132 148H131L130 150H131V151H134V150H132ZM148 148H149V149H152V150L154 149V148H150L149 146H148ZM184 148L186 149V151H189V152L194 151V150L196 151V149H194V147H192L190 144H188V143H186V142H184ZM192 148H193L194 150H192ZM208 148H210V147H208ZM118 149H119V148H118ZM133 149H135V148H133ZM139 149H138V150L135 149V150H137L138 152H140ZM261 149H263V148L261 147ZM119 150H120V152H121V149H119ZM126 150H127V149H126ZM143 150L145 151V153H144L143 151H142L141 153H142V154L144 153L143 155H145V157L148 156L146 153H147V152L149 153L150 151H147V152H146L147 148H146V149L144 148ZM154 150H155V149H154ZM263 150H264V149H263ZM183 151H184V150H183ZM110 152H112V151H110ZM120 152H119V153H120ZM189 152H188V154H190ZM196 152H197V151H196ZM196 152H195L194 154H196ZM108 153H109V152H108ZM112 153H113V152H112ZM116 153H117V152H116ZM199 153H200V152H199ZM90 154H91V153H90ZM120 154H122V156H124L123 153H120ZM149 154H151V156H152V152H150ZM177 154H178V153H177ZM188 154H187V155H188ZM197 154H198V153H197ZM197 154H196L195 157H197ZM260 154H261V153H260ZM82 155H84V154H82ZM85 155H86V154H85ZM92 155H93V157H97V156H98L97 153H96L95 155H94V154H92ZM92 155H91V156H92ZM96 155H97V156H96ZM100 155H102V154H100ZM100 155L98 156L99 158H100ZM108 155H110V154H108ZM111 155H112V154H111ZM130 155H131V154H130ZM139 155L141 156L140 153L138 154V156H139ZM156 155H157V154H156ZM198 155H199V154H198ZM200 155H201V154H200ZM86 156H87V155H86ZM91 156L89 155V157H91ZM114 156H115V155H112L113 159H111V162L114 163V164L112 165V167L114 168V170H120V171H121V170H124L125 168H123V167H119L118 165H120V164H117V162H116V161L119 160V159H118L119 157H120V160H121V161H123V158H122L121 156H118V155H117L118 158H116V159H118V160H116ZM140 156H139V158H140ZM176 156H179V155H176ZM236 156H238V155H236ZM78 157H79V156H78ZM98 157H97V158H98ZM108 157H110V156H108ZM108 157H107V160H108ZM125 157H128V156L125 155ZM125 157H124V158H125ZM143 157H144V156H143ZM143 157H142V158H143ZM202 157H203V156H202ZM212 157H213V156H212ZM220 157H221V158H220ZM260 157H259V159H260ZM87 158H88V157H87ZM87 158H86V159H87ZM97 158H96V160L94 159V161L98 163L99 161H97V160H99V159H97ZM101 158H102V157H101ZM110 158H111V157H110ZM147 158L149 159L150 157H147ZM151 158H152V157H151ZM151 158H150V159H151ZM170 158H172V157H170ZM174 158H175V157H174ZM84 159H85V158H84ZM91 159H92V157L89 158L90 161H91ZM129 159H130V158H129ZM152 159H153V161H154V160H156V159H158V158L155 156V159H154V156H153ZM152 159H151V160H152ZM172 159H173V158H172ZM223 159H224V160H223ZM87 160H88V159H87ZM100 160H101V161L99 162V163H100V166L103 167L105 171H107L108 168L105 169V168L107 167V165H105V163H104V166H105V167L102 166V165H103V159H100ZM139 160H141V159H139ZM144 160H145V159H144ZM144 160H142V162H143ZM151 160H150V161H151ZM160 160L162 161V159H159L158 161H160ZM173 160H174V159H173ZM208 160H210V159H208ZM227 160H228V161H227ZM81 161H82V162H79V164H80V163H83V160H81ZM94 161H93V159H92L91 162L93 163ZM156 161H157V160H156ZM182 161H183V159H182ZM204 161H205V160H204ZM206 161H207V160H206ZM259 161H260V160H259ZM101 162H102V165H101ZM111 162H110V163H111ZM130 162H131V161H130ZM145 162H146V161H145ZM172 162H175V161H172ZM183 162H184V161H183ZM185 162H186V161H185ZM185 162H184V163H185ZM201 162H202V161H201ZM210 162H212V161L210 160ZM230 162H229V163H230ZM87 163H88V161H87ZM89 163H90V162H89ZM207 163L209 164V162H207ZM207 163H206V164H207ZM215 163H216V162H215ZM223 163H224V162H223ZM240 163H241V164H240ZM245 163H246V162H245ZM83 164H84V163H83ZM123 164H125V162H123ZM130 164H131V163H130ZM151 164H152V163H151ZM172 164H173V163H172ZM174 164H175L174 167L178 165L177 168H175V169H176V170L179 169V168H178V167H180V166H179V163L177 164V162H175ZM180 164H181V163H180ZM204 164H205V163H204ZM81 165H82V164H81ZM84 165H85V164H84ZM95 165H97V164H95ZM125 165H126V164H125ZM137 165H138V164H137ZM153 165H154V164H153ZM155 165H158V163H157V164L155 163ZM169 165H170V164H169ZM210 165H211V164H210ZM213 165H214V164H213ZM228 165H230V164H228ZM82 166H83V165H82ZM82 166H80V167H82ZM98 166H99V165H98ZM98 166H95V167H97V169H98ZM100 166H99V167H100ZM183 166H184V165H183ZM188 166H189V165H188ZM188 166H187V167H188ZM207 166H209V165H207ZM219 166H220V165H219ZM92 167H93V166H91V168H92ZM95 167H94V168H95ZM112 167H111V170H112ZM181 167H182V166H181ZM181 167H180V168H181ZM184 167H185L184 169L186 170V166H184ZM211 167H213V166H211ZM85 168H86V167H85ZM85 168L82 167L83 170H84ZM91 168H90V169H91ZM117 168H119V169H117ZM146 168H147V167H146ZM182 168H183V167H182ZM189 168H190V167H189ZM194 168H195V166H194ZM209 168H210V166H209ZM213 168H216V166L214 165ZM90 169L88 168V170H90ZM100 169H102V168H100ZM100 169H98L99 172H100V175L104 174V172H102ZM126 169H127V167H126ZM130 169H131V168H130ZM216 169H217V168H216ZM102 170H103V169H102ZM108 170H109V176H111V175H110V172L112 173V175L115 176V174H113V172L110 171V168H109ZM128 170H129V169H128ZM128 170H124V171H126V174L129 173ZM179 170H180V169H179ZM182 170H183V169H182ZM182 170H181V171H182ZM209 170H211V171H210V173H208V175H209V174H210V175L212 174V175H211V177H212V181H211V182H213V178H214L215 181H217V177H219V175H216V176H217L216 179H215V177H214V175H215V173L217 172V170H216V171L213 170V169H209ZM245 170H246V171H245ZM75 171H76V170H75ZM124 171H122V172H120V173H123ZM130 171H131V170H130ZM177 171H178V170H177ZM189 171H190V169H188V174H189L190 178H191V177L193 178V180H191V181H193V185H191V186L200 185V183L198 182V178H197V176L195 175V176H196V177H195V176L193 175V171H194V170L192 171V175H190L191 172H189ZM212 171H215V173L212 172ZM220 171H223V170H221V168H220ZM236 171H235V172H236ZM73 172H74V171H73ZM114 172H115V171H114ZM118 172H119V171H118ZM132 172H133V170H132ZM162 172H163V171H162ZM179 172H180V171H179ZM179 172H178V173H179ZM182 172H183L184 175H185V171L183 170ZM182 172L179 173V176H180V174L183 175ZM208 172H209V171H208ZM211 172H212V173H211ZM58 173H59V172H58ZM65 173H67V172H65ZM107 173H108V171H107L104 175H102V176L104 177ZM115 173H116V172H115ZM133 173H134V172H133ZM133 173H132V174H133ZM166 173H167V172H166ZM166 173H164V174H166ZM213 173H214V175H213ZM221 173H222V172H221ZM226 173H227V172H226ZM237 173H238V172H236V174H237ZM242 173H241V174H242ZM70 174H71V173H70ZM72 174H73V173H72ZM123 174L126 175L125 173H123ZM134 174H136V173H134ZM134 174H133V175H134ZM138 174H139V172H138ZM138 174H136V175L138 176ZM158 174H159V172H158ZM186 174H187V172H186ZM217 174H218V173H217ZM222 174H224V175H223V177H224V176H225V171H224V173H222ZM238 174L240 175V173H238ZM62 175H64V173L61 174L60 177H61ZM74 175H75V174H74ZM118 175H120V174H118ZM124 175H123V177L125 178ZM184 175H183V176H184ZM244 175H245V174H244ZM247 175H248V176H247ZM56 176H57V175H56ZM65 176H66V175H64V177H65ZM76 176H77V175H76ZM102 176H100V177H102ZM106 176H107V175H106ZM109 176H108V177H109ZM127 176H128V177H127ZM137 176H134V178L137 177ZM139 176H140V175H139ZM139 176H138V177H139ZM183 176H182V177H183ZM189 176H188V177H189ZM221 176H222V175H221ZM226 176H227V174H226ZM226 176H225V177H226ZM234 176H236V175H234ZM58 177H59V176H58ZM74 177H75V176H74ZM98 177H99V176H98ZM98 177H97V178H98ZM117 177H118V176H117ZM120 177H122V176H119V178H117V180L120 181L119 183H121V180H122V183H123V182L126 183V181H130V184H131V182H132V181H131L132 178H130V175H129V174L126 175V178H128L127 180H124V181H123L124 178L122 177L123 179H122V178L120 179ZM141 177L143 178L142 175L140 176V178H141ZM144 177H145V176H144ZM167 177H168V176H167ZM180 177H181V176H180ZM186 177H187V176H186ZM194 177L197 179V184L194 183V181L196 180V179H194ZM223 177H222V178H223ZM228 177H230V176H228ZM228 177H227V178H228ZM240 177H241V175H240ZM242 177H244V176H242ZM251 177H252V176H251ZM68 178H69V177H68ZM111 178H112L111 180H113L114 177L111 176ZM115 178H116V176H115ZM129 178H130L131 180H130ZM140 178H138V179H140ZM142 178H141V180H142ZM178 178H179V177H178ZM235 178H236V177H235ZM237 178H238V177H237ZM69 179L71 180V178H69ZM72 179H73V177H72ZM135 179H137V178H135ZM135 179H134V181H133L134 184L137 183V184L139 185V182H135V181H136ZM138 179H137V180H138ZM162 179H163V178H162ZM168 179H169V178H168ZM179 179H180V178H179ZM183 179L185 180V179H188V178H185V177H184ZM59 180H60V179H59ZM61 180H63V179H61ZM64 180H67V181H68V179H64ZM88 180H89V179H88ZM88 180H87V181H88ZM109 180H110V178H109ZM141 180H139V181H141ZM143 180H144V179H143ZM143 180H142V181H143ZM163 180H164V179H163ZM218 180H219V179H218ZM232 180H233V179H232ZM236 180H238V179H236ZM239 180H240V178H239ZM239 180H238V182H239ZM243 180H244V179H243ZM76 181H77V180H76V177H75L74 182L76 183ZM114 181H115V180H114ZM142 181H141V182H142ZM150 181H151V180H150ZM169 181H170V179H169ZM188 181H189V180H188ZM215 181H214V182H215ZM220 181H221L222 187H223L224 185H225V186H227V185L230 186V185H231V187H232V184H231L230 182H228V181H230V180L227 179V180H220ZM220 181H219V182H220ZM226 181H227V182H226ZM247 181H246V182H247ZM65 182H66V181H65ZM71 182L74 183L72 180H71ZM88 182H89V181H88ZM116 182H117V181H116ZM147 182H148V184H149V181H147ZM179 182H180V181H179ZM183 182H186V181H183ZM195 182H196V181H195ZM209 182H210V181H209ZM211 182H210V183H211ZM219 182H215V183L213 184V185H214L213 187H215V184H218ZM225 182H226V183H225ZM231 182H232V181H231ZM244 182H245V181H244ZM246 182H245V184H246ZM63 183H64V181H63ZM66 183H68V182H66ZM79 183H80V182H79ZM128 183H129V182H128ZM128 183H126V185H127ZM142 183H143V182H142ZM144 183H145V182H144ZM144 183H143L142 185H144ZM150 183H152V182H150ZM187 183L190 184V183H192V182H186V183H184L183 185H186ZM239 183H240V182H239ZM239 183H238V184H239ZM69 184L71 185V183H69ZM85 184H86V183H85ZM92 184H93V183H92ZM92 184H91V186H94V185H92ZM105 184H106V183H105ZM137 184H136L135 186H137ZM194 184H195V185H194ZM89 185H90V184H89ZM112 185H113V184H112ZM114 185H115V184H114ZM124 185H125V184H122V188L125 187ZM149 185H150V184H149ZM233 185H234V188H235V189H233V187H232L231 191H233V190L236 191V188H238V187H235V186H236L235 184H233ZM258 185H259V186H258ZM78 186H79V185H78ZM123 186H124V187H123ZM132 186L134 187L133 184H132ZM151 186H152V184H151ZM181 186H182V185H181ZM187 186H188V185H186L185 187H186V189H188V187H189V192H190V191H191V187H190V185H189L188 187H187ZM217 186H218V188L221 187L220 185H217ZM219 186H220V187H219ZM237 186H238V185H237ZM244 186H245V185H244ZM68 187H69V186H68ZM73 187H74V186H73ZM76 187H77V186H75L74 188H76ZM80 187H82L81 184H80ZM80 187H79V188H80ZM94 187H96V186H94ZM126 187H128V185H127ZM133 187L131 188V187L129 186L128 188H131L130 190H133V189L135 188V187H134V188H133ZM145 187H147V184L145 185ZM153 187H154V186H152V188H153ZM185 187H184V190H186ZM201 187H202V186H201ZM240 187H242V186H240ZM248 187H249V188H248ZM71 188H72V187H71ZM88 188H89V186H88ZM91 188H92V187H90V189H91ZM109 188H110V187H109ZM128 188H127V189H128ZM138 188H139V187H138ZM138 188H137V190H138V192H139V189H138ZM142 188H143V190L145 189L144 187H142ZM147 188H149V190H150V186H148ZM152 188H151V190H152ZM242 188H243V187H242ZM80 189H81V188H80ZM85 189H86V188H85ZM124 189H126V188H124ZM153 189H154V188H153ZM194 189H196V188L194 187ZM194 189L192 188V190H194ZM226 189H228V188H226ZM91 190H93V189H91ZM95 190H96V189H95ZM95 190H94V191H95ZM97 190H99L98 187H97ZM97 190H96V191H97ZM130 190H129V191L126 190V191L130 193ZM137 190H136V191H137ZM140 190H141V191H140L139 193H141V194H144V193L146 192V191L144 192L141 188H140ZM146 190H148V189H146ZM151 190H150V191H151ZM219 190H223V189H218V191H219ZM228 190H229V189H228ZM76 191H78V190H76ZM79 191H80V190H79ZM84 191H85V190H84ZM94 191H93V192H94ZM99 191H102V190H99ZM99 191H97V192L100 193ZM133 191H134V190H133ZM133 191H132V192H133ZM142 191H143V192H142ZM152 191H153V190H152ZM187 191H188V190H187ZM231 191H229V192H231ZM238 191H239V190H238ZM238 191H236V192H238ZM74 192H75V191H74ZM87 192H88V191H87ZM91 192H92V191H91ZM97 192H96V193H97ZM134 192H135V191H134ZM147 192H148V191H147ZM165 192H167V191L165 190ZM196 192L199 193V194H201L200 191L198 192V190H197ZM196 192H195V193H196ZM204 192L206 193V191H204ZM227 192H228V191H227ZM262 192H263V191H262ZM78 193H79V192H78ZM80 193H81V192H80ZM88 193H89V192H88ZM96 193H95V194H96ZM103 193H104V192H102V194H103ZM106 193H107V192H106ZM110 193H111V192H110ZM190 193H192V191H191ZM205 193H203L202 196L199 195V194H196V195H198V196L196 197V200L194 199V203H196V205H197L196 207L199 206V207H201V209H202V207L206 208V210H208V214H210V215L212 216V218H213V220H212V219H210V220L208 219V224H209V225L207 226V223H206V226L208 227V231H206V232L208 233L209 230L211 229V228H210V223H211V222H212V223H213V222H217V223H218V227H216V228H218L219 231H221V232L226 231V232H227L228 227H227V230H225L226 226L224 227V224L221 223V222H223V221L225 222V219H224L223 217H222V218H223L224 220H221V218L219 219V218H218V214H217V212H216V210H215V208H217V205H216V204H218V203H216V199H215V198L213 199V198L211 197V196H212V193L208 192L206 195H205ZM218 193L220 194V191H219ZM222 193H225V190H223ZM222 193H221V194H222ZM245 193H246V192H245ZM82 194H83V193H82ZM124 194H125V193H124ZM134 194H137V193L135 192ZM158 194H159V193H158ZM167 194H168V193H167ZM192 194H194V191H193ZM210 194H211V195H210ZM214 194L217 195V192L214 193ZM225 194H226V193H225ZM229 194H231V193H229ZM68 195H69V194H68ZM79 195H80V194H79ZM84 195H86V194H84ZM97 195L99 196V194H97ZM107 195H108V193H107ZM144 195H145V198H146V195H147V194L145 193ZM152 195H153V194H152ZM152 195H151V196H152ZM169 195H171V194H169ZM182 195H183V194H182ZM216 195H215V196H216ZM223 195H224V194H223ZM260 195H261V194H260ZM101 196H102V195H101ZM101 196H99L98 198H101V199H102V198L104 197V196H103V197H101ZM113 196H114V195H113ZM132 196H133V194H132ZM132 196H130V197H132ZM137 196H138V195H137ZM142 196H143V195H142ZM154 196H155V195H153V197H154ZM158 196H159V195H158ZM191 196H192V195H191ZM194 196H195V195H194ZM224 196L231 197V196H228V195H224ZM93 197H94V196H93ZM110 197H112V196H110ZM139 197H141V196H139ZM139 197H136V198L138 199ZM148 197H149V196H148ZM148 197H147V198H148ZM159 197H163V196H159ZM213 197H214V196H213ZM232 197H233V196H232ZM232 197H231V198H232ZM80 198H82V197L80 196ZM132 198L134 199L135 197H132ZM141 198H142V197H141ZM141 198H140V199H141ZM143 198H144V196H143ZM156 198H158V197H155L154 199L156 200ZM182 198H183V197H182ZM216 198H217V197H216ZM231 198H230V199H231ZM258 198H259V199H258ZM95 199H96V197H95ZM101 199H100V200H101ZM105 199H106V197H105ZM110 199H111V198H110ZM114 199H115V198H113L112 201H113ZM124 199H126V198H124ZM128 199H131V198L128 197ZM149 199H152V198L149 197ZM149 199H148V201H152V200H149ZM159 199H160V198H159ZM161 199H164V201H166L164 197L161 198ZM161 199H160V200H161ZM223 199L226 200L225 197H224ZM230 199L228 198V199L226 200V202H228ZM234 199H231V201L234 200ZM89 200H90V199H89ZM107 200H108V199H107ZM126 200H127V199H126ZM134 200H135V199H134ZM188 200H189V199H188ZM47 201H48V200H47ZM51 201H54V200H51ZM61 201H63V200H61ZM91 201H92V199H91ZM103 201H104V198H103ZM103 201L101 200V203H102ZM105 201H106V200H105ZM110 201H111V200H110ZM122 201H123V199H122ZM131 201H132V200H131ZM143 201H144V200H143ZM156 201L158 202V200H156ZM234 201H235V200H234ZM234 201H232V202H234ZM258 201H257V203H258ZM96 202L98 203L99 200L96 199ZM106 202H107V201H106ZM138 202H139V200H138ZM138 202H137V204L139 205V204L141 203V200H140V203H138ZM146 202H147V201H146ZM159 202L161 203V201H159ZM159 202H158V204H160ZM162 202H163V201H162ZM229 202H230V201H229ZM235 202H236V201H235ZM235 202H234L233 205H235V207H236ZM240 202H241V203H240ZM263 202H264V201H263ZM263 202H262L261 205L259 204V207H260V206L263 207V206H262V205L264 204ZM42 203H43V202H42ZM52 203H53V202H52ZM58 203H59V202H58ZM75 203H76V202H75ZM99 203H100V202H99ZM101 203H100V204H101ZM104 203H105V202H104ZM111 203H112V202H111ZM114 203H116V201H115ZM120 203H121V202H120ZM124 203H125V202H124ZM124 203L122 202V206H123ZM149 203H150V205H151V203L154 204L153 202H149ZM165 203L167 204V203H168V200H167V202H165ZM165 203H163V204H165ZM219 203H220V200H219ZM224 203H225V202H224ZM236 203H237V202H236ZM46 204H47V203H46ZM94 204H96V203H94ZM102 204H103V203H102ZM105 204L107 205V203H105ZM105 204H104V206H106ZM108 204L110 205L109 201H108ZM112 204H113V203H112ZM116 204H117V203H116ZM126 204H127V203H125V205H126ZM144 204H145V203H143L142 205H144ZM147 204H148V202H147ZM161 204H162V203H161ZM166 204H165V205H166ZM169 204H170V203H168L167 205H169ZM113 205H114V204H113ZM113 205H112V206H113ZM120 205H121V204H120ZM125 205H124V206H125ZM140 205H141V204H140ZM140 205H139V206H140ZM165 205H164V206H165ZM174 205H175V204H174ZM174 205L172 204L171 206L174 207ZM219 205H220V204H219ZM219 205H218V206H219ZM229 205L231 206L232 204H229ZM55 206H56V205H55ZM59 206H61V205H59ZM95 206H96V205H95ZM110 206H111V205H110ZM118 206H119V204H118ZM124 206H123V208H124ZM126 206H127V205H126ZM145 206H147V205L145 204ZM153 206H154V205H153ZM157 206L159 207V206H161V205H156V207H157ZM162 206H163V205H162ZM164 206H163V207H164ZM213 206H215V208H214ZM93 207H94V206H93ZM113 207H116V206H113ZM131 207H132V205H131ZM140 207H141V206H140ZM150 207H151V206H150ZM169 207H170V206H169ZM223 207H224V206H223ZM44 208H45V205H44ZM49 208H51V207L49 206ZM128 208H129L128 210L131 209L129 206H128ZM132 208H133V207H132ZM141 208L144 209V210L146 211L147 209H145V208H148V207H145V208L141 207ZM153 208H154V207L149 208V212H150L151 209H153ZM160 208H161V207H160ZM160 208H158L160 212H163V211L165 210V208H164V210L161 211L162 209L160 210ZM170 208H172V207H170ZM176 208H177V207H176ZM176 208H175V209H176ZM179 208H180V207H179ZM204 208H203V209H204ZM207 208H208V209H207ZM224 208H225V207H224ZM226 208H228V207H226ZM257 208H258V207H257ZM18 209H19V208H18ZM59 209H61V208H59ZM59 209H58V210H59ZM96 209H97V206H96ZM96 209H95V210H96ZM107 209H109V206H108ZM112 209H113V208H112ZM117 209H118V208H117ZM126 209H127V208H125V210H126ZM156 209H157V208H156ZM167 209H168V208L166 207V210H167ZM180 209H181V208H180ZM238 209L240 210V208H238ZM20 210H21V209H20ZM20 210H19V211H20ZM22 210H23V209H22ZM22 210H21V211H22ZM24 210H25V208H24ZM41 210H42V209H41ZM45 210H46V209H45ZM64 210H65V208H64ZM109 210H111V209H109ZM125 210H124V213H125ZM131 210H132V209H131ZM144 210H143V212H144ZM170 210L172 211V209H170ZM170 210H168V211H170ZM173 210H174V208H173ZM217 210H218V209H217ZM225 210L228 211V209H225ZM236 210H237V208H236ZM236 210H235V213H236ZM62 211H63V210H62ZM93 211H94V210H93ZM119 211H120L119 213H121V208H120ZM122 211H123V210H122ZM132 211H133V210H132ZM139 211H140V209H139ZM152 211H153V210H152ZM168 211H167V212H168ZM201 211H202V210H201ZM218 211H219V210H218ZM240 211H241V210H240ZM23 212H24V211H23ZM60 212H61V211H60ZM72 212H73V211H72ZM114 212H115V211H114ZM126 212H127V210H126ZM147 212H148V211H147ZM157 212H158V211H157ZM177 212L179 213L180 211L177 210ZM203 212H204V211H203ZM222 212H223V211H222ZM231 212L233 213V210H232ZM241 212H242V211H241ZM20 213H21V212H20ZM25 213H26V212H25ZM63 213H64V212H63ZM67 213H68V212H67ZM74 213H75V212H74ZM90 213H91V212H90ZM97 213H98V212H97ZM104 213H106V212L104 211ZM150 213H151V212H150ZM158 213H159V212H158ZM163 213H164V212H163ZM172 213L174 214V211H172ZM175 213H176V211H175ZM180 213L182 214V212H180ZM218 213H219V212H218ZM223 213H224V212H223ZM235 213H233V214L235 215ZM245 213H244V214H245ZM61 214H62V212H61ZM68 214H69V213H68ZM108 214H109V213H108ZM111 214H112V213H111ZM125 214H126V213H125ZM128 214H129V213H128ZM132 214L135 215L134 212H133ZM142 214H143V213H142V211H141V213H140L139 215L142 216ZM155 214H157V213H155ZM155 214H154V212H153V217L156 216ZM165 214H166V213H165ZM170 214H171V213H170ZM170 214L168 213L167 215H170ZM183 214H184V213H183ZM233 214H232V216H233ZM23 215H24V214H23ZM73 215H76V214H73ZM87 215H88V214H87ZM133 215H132V216H133ZM158 215H160V214H158ZM220 215H221V214H220ZM220 215H219V216H220ZM223 215H224V214H223ZM238 215H240V214H236V216H238ZM245 215H246V214H245ZM83 216H84V215H83ZM85 216H86V215H85ZM106 216H107V215H106ZM110 216H111V215H110ZM110 216H109V217H110ZM118 216H119V214H118ZM163 216H165V215H163ZM163 216H159V217H162V218H163ZM179 216H181V215H179ZM183 216H184V215H183ZM221 216H222V215H221ZM236 216H234V217H232V218L234 219V218H236ZM24 217H25V216H24ZM77 217H78V215H77ZM77 217H76V220H78V222H79V221H80V220H79L80 218L77 219ZM128 217H130V216H128ZM135 217H136V216H135ZM157 217H158V216H156V218H157ZM165 217H166V216H165ZM201 217H202V215H201ZM226 217H227V216H226ZM238 217H240V216H238ZM68 218H69V217H68ZM81 218H82V217H81ZM85 218H88V216L85 217ZM89 218H92V217L89 216ZM119 218H120V216H119ZM133 218H134V217H133ZM156 218H154V219H156ZM180 218H181V217H180ZM242 218H243V216H242ZM63 219H64V218H63ZM74 219H75V217H74ZM165 219H169V218L166 217ZM183 219H184V218H183ZM183 219H182L181 221H180V220H177V222H178V221H179V222H182V223H181L182 225H181L180 223H179V224L177 223L178 226H177V225H176V226L182 228V230H184V232H183V231H182V232L185 233L186 238L189 239L190 237L188 238V236L190 235V233L188 234V236L186 235V231L188 230V226H187V224H188L187 222H188V221H184ZM186 219H187V218H186ZM236 219H237V221H238V219L240 220L241 218H236ZM236 219H235L234 221H236ZM245 219H247V218H245ZM68 220H69V219H68ZM76 220H75V222H76ZM82 220H83V219H82ZM84 220H85V219H84ZM92 220H94V222L97 223V224H95V223L93 224V222H92V224H93V225H96V227H98V226H97V225L99 224V223L97 222L98 220L95 219V218H92ZM95 220H96V221H95ZM116 220H117V219H116ZM118 220H119V219H118ZM121 220H122V218H121ZM134 220H136V219H134ZM150 220H151V219H150ZM163 220H164V219H163ZM172 220L176 221L175 219H171V221H172ZM205 220H206V219H205ZM231 220H232V219H231ZM242 220H243V219H241V221H239V222L242 223ZM248 220H249V219H248ZM20 221H21V220H20ZM65 221H66V220H65ZM65 221H64V223H65ZM72 221H73V220H72ZM86 221H87V219H86ZM122 221H123V220H122ZM136 221H137V220H136ZM157 221H158V220H157ZM166 221H167V220H166ZM229 221H230V220H229ZM237 221H236V222H237ZM243 221H244V220H243ZM1 222L3 223V221H1ZM17 222H18V221H17ZM70 222H71V221H70ZM80 222H81V221H80ZM80 222H79V223H80ZM83 222H84V221H83ZM89 222H90V225H91V219L89 220ZM89 222H87V223H89ZM108 222H109V220H108ZM158 222H160V221H158ZM183 222H184V223L186 222V223L183 225ZM198 222H199V221H198ZM227 222H228V221H226V224H227V226H228V223H227ZM236 222H235V223H236ZM239 222H237V224H238ZM248 222H249V221H248ZM40 223H41V222H40ZM42 223H43V222H42ZM66 223H67V221H66ZM71 223H72V222H71ZM125 223H126V222H125ZM162 223L164 224V222H162ZM168 223H170V221H168ZM168 223L165 222V224H168ZM172 223H173V222H172ZM172 223L169 224L170 229H172V225H171ZM246 223H247V222H246ZM12 224H14V223H12ZM16 224H17V223H16ZM16 224H15V226H16ZM19 224H20V223H19ZM72 224H74V223H72ZM72 224H71V226H72ZM80 224H81V223H80ZM108 224L111 225V223H108ZM139 224H140V223H139ZM157 224H158V223H157ZM174 224H176V223L174 222ZM174 224H173V225H174ZM214 224H215V223H214ZM214 224H213V226H216V225H217V224H216V225H214ZM239 224H240V223H239ZM30 225H31V224H30ZM33 225H34V224H33ZM36 225H37V224H36ZM42 225H44V224H42ZM51 225H52V224H51ZM78 225H79V224H78ZM100 225H101L102 227H101ZM100 225H99V229L101 230V228H102V229H104V230L106 231L107 228H106V229L104 228L105 225H104V224L102 225V223H100ZM110 225H109V226H110ZM113 225H114V223H113L111 226H113ZM140 225H142V224H140ZM146 225H147V224H146ZM160 225H161V224H160ZM179 225H181V226H179ZM202 225H203V224H202ZM242 225H243V226L245 225L244 222H243ZM247 225H248V224H246L244 227H247ZM11 226H12V225H10V227H11ZM15 226H14V227H15ZM44 226H45V225H44ZM54 226H55V224H54ZM54 226H53V228H54ZM56 226H57V225H56ZM80 226H81V225H80ZM80 226H79V227H80ZM107 226H108V225H107ZM111 226H110V227H111ZM118 226H120V225H118ZM148 226H150V225H148ZM164 226H165V225H164ZM174 226H175V225H174ZM176 226H175L174 228H176ZM189 226H190V224H189ZM213 226H212V227H213ZM251 226L254 227L253 224H252ZM251 226H249V227H251ZM22 227L25 228V226H22ZM38 227H39V226H38ZM49 227H50V226H49ZM62 227H63V226H62ZM64 227H65V226H64ZM72 227H75V228H76L77 226L74 225V226H72ZM85 227H86V229H88L87 226H85ZM93 227H95V226H93ZM93 227H92V228H93ZM96 227H95V229L97 230ZM100 227H101V228H100ZM232 227H233V226H229V228H231V230H232ZM2 228H3V227H2ZM12 228H13V227H12ZM12 228H11V229H12ZM24 228H23V229H24ZM43 228L46 229V227H43ZM57 228H58V229L60 228L59 225H58ZM80 228H81V227H80ZM80 228L77 227V230L80 229ZM153 228H154V227H153ZM162 228H163V227H162ZM180 228H178V229H180ZM193 228H194V227H193ZM204 228H205V227H204ZM234 228H235V227H234ZM234 228H233V229H234ZM30 229H31V228H30ZM49 229H50V228H49ZM81 229H82V228H81ZM81 229H80V231H81ZM115 229H116V228H115ZM148 229H149V228H148ZM178 229L176 228V230H178ZM195 229H196V228H195ZM213 229H214V228H213ZM213 229H212V231L210 230L212 233H214V232L217 231V229L214 230V231H213ZM252 229H251V231H249L248 228H247V230H248V231H247V232H248L247 235H248V236H249L250 233L252 234ZM7 230H8V229H7ZM21 230H22V229H21ZM25 230H26V229H25ZM61 230H62V228H61ZM77 230H76V231H77ZM88 230H89V229H88ZM88 230H87V231L85 230V233H86V234H89V233H87V232H89L90 230H89V231H88ZM100 230H99V231H100ZM104 230H103V231H104ZM112 230H113V229H112ZM112 230H111V231H112ZM116 230H117V229H116ZM121 230H122V229H121ZM176 230L174 229V231H176ZM180 230H181V229H180ZM190 230H191V229H190ZM192 230H193V229H192ZM205 230H207V228H205ZM235 230H236V229H235ZM244 230H246V229H244ZM244 230H243V231H244ZM23 231H24V230H23ZM83 231H84V228L82 229V232H79V231H78V234H80V233L84 234ZM105 231H104L103 233H106ZM157 231H158V230H157ZM196 231H197V230H196ZM219 231H217V233H218ZM255 231H253V233H255ZM52 232H53V230H52ZM58 232H59V231H58ZM66 232H67V231H66ZM115 232H116V231H115ZM128 232H129V231H128ZM128 232H127V234H129ZM178 232H179V231H178ZM211 232H209L208 235H209ZM221 232H220V235H222ZM229 232H230V234L233 233L232 231H228V233H229ZM245 232H246V231H245ZM245 232H244V233H245ZM249 232H250V233H249ZM31 233H32V232H31ZM47 233H48V232H47ZM49 233H50V232H49ZM101 233H102V231H101ZM187 233H188V232H187ZM194 233H195V232H194ZM228 233L226 234L225 237H224V236L218 237V238H219L218 240H216V239H217V238H216V235L219 236V234H216V233H215V234H216V235L214 234L215 237H214V235H209V236H213L214 238H216L215 240H213V241H216V242H213V241H212L213 243H216L215 245H214V244L211 245V246L208 245V246H210V249H211V247H212L213 250H214V252H215V253H213V259H214V256H215V260H216L217 263H215V260H213V259L211 258L212 261H214L215 264H229V262H230V264H241V260H242L243 258H245V256H247L248 258H251V260L249 259L250 261H252L251 264H252V263H254V264H261V263L264 262V255H263V253H262L260 256L257 254V253H258V249H259V247H260V246H259L260 244L258 245L259 247L256 246V248H255V247H254L255 244H254V245L252 244L253 246L251 245L252 247H249L250 245L246 243V246H245V245H244V247L242 246V248L245 249V250H243V251H245V252H243V251H242V248H239L238 246H237V249H236V250H233L236 246L233 247V249H232V245L230 244V237L227 236ZM236 233H237V231H236ZM244 233H243V234H244ZM92 234H93V233H92ZM130 234H131V233H130ZM223 234H224V233H223ZM233 234H234V233H233ZM237 234H238V235H237ZM237 234H236V237H235V238H237V236L242 238L241 240H239V239L237 238L239 243H240V241H242V240H243L244 242H246V241L244 240V239L246 238V233L244 234V235H245V238L242 236L243 234H242V235H241L240 233H237ZM239 234H240L241 236H240ZM10 235H11V234H10ZM46 235H49V234H46ZM57 235H58V234H57ZM111 235H112V234H111ZM131 235H132V234H131ZM131 235H130V236H131ZM162 235H163V234H162ZM170 235H171V234H170ZM180 235L182 236L181 233H180ZM192 235H193V236H196V239H197V236H200L201 234H199V232H198V235H197V233H196V235L192 233ZM53 236H54V232H53ZM68 236H69V235H68ZM68 236H67V237H68ZM83 236H87V235L84 234ZM94 236H96V235H94ZM108 236H109V235H107V234H106V236L104 235V237H106L104 240H106ZM112 236H113V235H112ZM132 236H133V235H132ZM248 236H247V237H248ZM253 236H254V238H253ZM32 237H34L33 234H32ZM38 237H39V236H38ZM56 237H57V236H56ZM59 237H60V236H59ZM65 237H66V236H65ZM89 237H90V235H89ZM89 237H88V238H89ZM114 237H115V236H114ZM136 237H137V236H136ZM191 237H192V236H191ZM213 237H211V238H213ZM249 237H250V236H249ZM60 238H61V237H60ZM88 238H87V239H88ZM115 238H116V237H115ZM131 238H132V237H131ZM192 238H195V237H192ZM205 238H206V237H205ZM2 239H3V238H2ZM31 239H32V238H31ZM42 239H43V238H42ZM70 239L72 240V238H70ZM84 239H85V238H84ZM84 239H82V240L85 241L86 239H85V240H84ZM89 239H90V238H89ZM113 239H114V238H113ZM184 239H185V237H184ZM198 239H201V238H198ZM198 239H197V240H198ZM251 239H252V240H251ZM258 239H259L260 242H258ZM27 240H28V239H27ZM27 240H26V241H27ZM36 240H37V239H36ZM43 240H44V239H43ZM61 240H62V239H61ZM63 240H64V239H63ZM63 240H62V241H63ZM71 240H70V241H71ZM99 240H100V239H99ZM110 240H111V239H110ZM189 240H190V239H189ZM232 240H233V239H232ZM250 240H251V241H250ZM261 240H262V241H261ZM12 241H13V240H12ZM20 241H21V239H20ZM31 241H32V240H31ZM59 241H60V240H59ZM68 241H69V240H68ZM68 241H67V242H68ZM86 241H87V240H86ZM86 241H85V243H86ZM88 241L91 242L90 240H88ZM108 241H109V240H108ZM108 241L105 242V241L102 240V242H104V245H105V246L101 243V240H100L99 242H100V243L105 247V249H106L107 247H109V246L106 245ZM113 241H114V240H113ZM120 241H121V240H120ZM201 241H204V240L202 239V240H200L199 242H201ZM207 241H208V243H209V239H207ZM207 241H206V242H207ZM18 242H19V241H18ZM78 242H79V241H78ZM89 242H88V243H89ZM99 242H96V244L98 245ZM192 242H194V239H193V241H191V243H192ZM195 242H197V241H195ZM195 242H194V243H195ZM210 242H211V240H210ZM212 242H211V243H212ZM236 242H237V241H236ZM236 242H235V243H236ZM238 242H237V244H239ZM250 242H251V243H250ZM15 243H16V241H15ZM19 243H20V242H19ZM21 243H22V242H21ZM47 243H48V242H47ZM49 243H50V242H49ZM100 243H99V245H100ZM105 243H106V244H105ZM194 243H193V245H192V246H193V249H195V251L198 252V253H197V252H193L194 258H196V257H200V256L202 257V254L199 253V252L202 251L200 246L202 245L203 242L200 243V245H196L197 243H196V244H194ZM235 243H234V244H235ZM26 244H28V242H26ZM59 244H60V243H59ZM59 244H58V245H59ZM61 244H62V243H61ZM66 244H67V243H65V244L63 243L64 246H65ZM78 244H79V243H78ZM89 244H90V243H89ZM89 244H87V245H89ZM123 244H124V245H123L124 248L127 247V246H129V247H127V249H129L130 247H133V245L130 244L129 242H123ZM205 244L207 245V243L204 242V243H203L204 246H203V245H202V246H203V247H207V246H205ZM209 244H210V243H209ZM237 244H235V245H237ZM241 244H242V243H240L239 245L241 246ZM243 244H244V243H243ZM243 244H242V245H243ZM32 245H34V244L32 243ZM49 245H51V243H50ZM92 245H94V244H92ZM97 245H96V247H97ZM99 245H98V246H99ZM114 245H115V244H114ZM116 245H117V244H116ZM188 245L190 246L189 248H190V250H191V249H192V248H191V244L188 243ZM222 245H223L224 247H223ZM262 245H263V242H262ZM26 246H27V245H25L24 247H26ZM40 246H41V245H40ZM64 246L61 245V248L64 247ZM74 246H75V245H73V246H72L73 248H70L69 250H70V251L73 250V249H74ZM79 246H80V245H79ZM106 246H107V247H106ZM163 246H164V245H163ZM175 246H176V245H175ZM194 246H195V247L197 246V248H198V246H199V248H200L201 251H200V250L198 251V249L194 248ZM233 246H234V245H233ZM27 247L30 248V250H31L30 252H33V251H34V252L31 253V254L34 255V256H32V257H35V254H34V253L36 252V251H35V248H32L33 246L30 247L29 245H28ZM66 247H67V246H66ZM70 247H71V245H70ZM76 247H77V245L75 246V248H76ZM104 247H103V248H104ZM115 247H116V248H115L116 250H117V247H119L118 249H120V246H119V245H118V246H115ZM50 248H51V249H50ZM68 248H69V247H68ZM99 248H101V246H99L98 249L95 248V247H94V248L91 247V249H93V250H100ZM109 248H110V247H109ZM138 248H139V247H138ZM165 248H166V247H165ZM168 248L170 249L171 247H167V249H168ZM175 248L177 249V247H175ZM189 248H186V250H187V249L189 250ZM222 248H223V249H222ZM238 248H239V249H238ZM254 248H255V249H254ZM257 248H258V249H257ZM261 248H262V247H261ZM27 249H28V248H27ZM27 249L25 248V251H26ZM49 249L52 250V249H53L52 246L49 247ZM64 249H65V248H64ZM125 249H126V248H125ZM158 249H159L158 247H142L141 250L144 251V255H145V256H149L150 258H152V257L155 255V257L157 256V258H158V257H159V256H158L159 254L157 255L156 253H160V252H154V251H156V250H158ZM167 249H166V250H167ZM171 249H172V248H171ZM193 249H192V250H193ZM202 249H203V248H202ZM250 249H251V250H250ZM263 249H264V246H263ZM263 249H262V250H263ZM32 250H33V251H32ZM62 250H63V249H62ZM66 250H67V249H65V251H66ZM74 250H75V249H74ZM74 250H73V252L75 253ZM82 250H83V249H82ZM108 250H109V249H108ZM139 250H140V248H139ZM162 250H163V249H162ZM166 250H164V251L167 252ZM172 250H173V249H172ZM190 250H189L188 252H190ZM192 250H191V252H192ZM203 250H204V249H203ZM207 250H209L208 247H207ZM207 250H205V251L208 252ZM213 250H212V251H213ZM255 250H256L257 252H256ZM260 250H261V249H260ZM21 251H22V249L20 250V252H21ZM54 251H55V250H54ZM100 251L102 252L103 250L101 249ZM100 251H99V252H100ZM118 251H119V250H118ZM118 251H117V252H118ZM120 251H121V249H120ZM122 251H123V250H122ZM122 251H121V253H122ZM169 251H170V254L168 253L167 256L170 255V258H172L171 260L174 261L176 264H191L190 261H191L192 259H190V257L185 256V257H187V259L183 257V256L185 255L184 251L181 252V251L179 250L180 254H183V253H184L182 256H177V255H179V253L175 252V253H177V255L175 254V255H176L175 259H174V256H173L174 254L172 253L174 250H173V251L169 250ZM176 251H178V249H177ZM241 251L243 252L244 255L241 254V253H242ZM20 252H19V253H20ZM27 252H29V249L27 250ZM30 252H29V253H30ZM50 252H52V251H50ZM76 252H77V250H76ZM78 252L80 253V250H79V249H78ZM78 252H77V253H78ZM95 252H96V251H95ZM97 252H98V251H97ZM97 252L95 253V255L97 254ZM99 252H98V254H100V257H101L102 254L99 253ZM139 252H140V251H139ZM161 252H162V251H161ZM191 252H190V254H192ZM206 252L203 251V253H205V254L207 255ZM263 252H264V251H263ZM37 253H38V251L36 252V258H37V256H39ZM59 253H61V251H60ZM74 253H73V255L75 256ZM77 253H76V254H77ZM108 253H109V251H108ZM124 253H125V252L122 253L124 256H125V255H128V254H126L127 252H126L125 254H124ZM131 253H133V257H134V255H135L134 253H135V252H131ZM153 253H155V254H153ZM171 253H172L173 255H171ZM27 254H28V253H27ZM51 254L53 255V253H51ZM54 254H55V253H54ZM61 254H64V253L62 252ZM61 254H60V256H61ZM67 254H68V251H67ZM86 254H87V253H86ZM86 254H85V255H86ZM103 254H104V253H103ZM105 254H106V253H105ZM105 254L102 255V257L105 258ZM116 254H117V253H116ZM205 254H204V255H205ZM65 255H66V253H65ZM78 255H79V254H78ZM95 255H94V256H95ZM106 255H107V254H106ZM111 255H112V254H111ZM119 255H120V254H119ZM144 255H143V256H144ZM206 255H205V256H206ZM209 255H210V254H208L207 256H209ZM211 255H212V252H211ZM211 255L209 256V258L211 257ZM241 255H242V257H243V256H244V257L242 258ZM23 256H24V253H23ZM69 256L71 257V255H69ZM88 256H89V255H88ZM108 256H109V255H108ZM128 256H129V255H128ZM130 256H131V255H130ZM138 256H141L140 253H138V255H136V256L134 257L135 260H137V257H138ZM143 256L138 257L137 264H138L141 260L145 263V260H146L145 257H144L145 260H144V259H140V258H143ZM160 256L162 257L163 255H160ZM171 256H173V257H171ZM32 257H31V259H33ZM53 257H55V256L53 255ZM53 257H52V259H54V260H53L54 262L52 261V263H54V264H55V263H56V264H59V263H58V260H56V259L53 258ZM61 257H62V256H61ZM64 257L66 258V256L63 255V257H62L61 259L63 260ZM106 257H107V256H106ZM113 257H114V255H113ZM161 257L158 258V259H161V261H163V259H162ZM164 257H165V256H164ZM192 257H193V256H192ZM247 257H246V258H247ZM72 258H73V259H77V257H76V258L72 257ZM85 258H86V257H85ZM96 258H98V256H96ZM104 258H103V259H104ZM109 258H110V257H109ZM125 258L127 259V256H126ZM165 258H166V257H165ZM188 258H189V259H188ZM241 258H242V259H241ZM23 259H24V257H23ZM38 259H39V258H38ZM46 259H47V258H46ZM79 259H80V260L77 259L78 263H79V261H80V263H81V261L84 260L83 257H79ZM101 259H102V258H101ZM101 259H100V260H101ZM111 259H112V258H110V259L106 258V260H105V259H104V260H105V262H106L107 260H111ZM128 259H129V258H128ZM202 259L207 260L205 257H204V258L202 257ZM211 259H209V260H211ZM24 260L26 261V259H24ZM40 260H41V259H40ZM40 260H39V261H40ZM64 260H65V259H64ZM87 260L91 261L92 259L87 258ZM87 260L85 259V260H84L85 262H84L83 264H85V263L87 264V263H88V262H86ZM97 260H98V259H97ZM132 260H133V259H132ZM147 260H148V259H147ZM147 260H146V264H160V263H159V260L157 261L156 258H155V259H152V260L149 259L148 261H150V262H148ZM188 260H190V261L188 262ZM209 260H208V262H209ZM244 260H247V259H244ZM249 260H248V261H249ZM34 261H36V260L34 259L33 262H34ZM47 261H48V260H47ZM56 261H57V262H56ZM75 261H76V260H75ZM77 261H76V263H77ZM92 261H94V259H93ZM92 261H91V262H92ZM117 261H118V260H117ZM117 261H115V262H117ZM129 261H130V259H129ZM138 261H139V262H138ZM142 261H141L139 264H144V263H142ZM172 261H171V262H172ZM200 261H201V263H202L203 260L200 259ZM23 262H24V261H23ZM31 262H32V260H31ZM33 262H32V263H33ZM64 262H65V261H64ZM64 262H63V263H64ZM91 262H90V263H91ZM94 262H95V261H94ZM109 262H110V261H108L107 263H109ZM111 262H112V260H111ZM111 262H110L109 264H111ZM127 262H128V261H127ZM147 262H148V263H147ZM164 262H166V261H164ZM164 262H163V263H164ZM191 262L194 263V264H196V263L199 264V262H194L193 260H192ZM205 262H206V264H210V263H208L207 261H205ZM227 262H228V263H227ZM242 262H243V260H242ZM245 262H247V261H244L243 263L245 264ZM21 263H22V261H21ZM39 263L41 264V262H39ZM63 263H62V264H63ZM66 263H67V262H65V264H66ZM73 263H74V261H73ZM78 263H77V264H78ZM80 263H79V264H80ZM90 263H88V264H90ZM112 263H113V262H112ZM117 263H119V262H117ZM117 263H116V264H117ZM128 263H129V262H128ZM130 263H131V262H130ZM130 263H129V264H130ZM243 263H242V264H243ZM247 263H248V262H247ZM26 264H27V261H26ZM50 264H51V263H50ZM68 264H69V263H68ZM71 264H72V263H71ZM96 264H98V263H96ZM119 264H120V263H119ZM131 264H132V263H131ZM203 264H205V263L203 262ZM248 264H249V263H248ZM263 264H264V263H263Z\"/></svg>",
    "mask_w": 264,
    "mask_h": 264
}]
</instances>
